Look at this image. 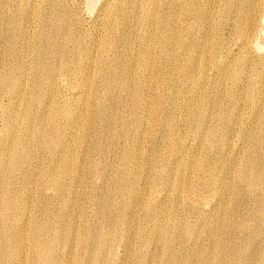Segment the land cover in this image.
Returning <instances> with one entry per match:
<instances>
[{"label": "rangeland", "instance_id": "obj_1", "mask_svg": "<svg viewBox=\"0 0 264 264\" xmlns=\"http://www.w3.org/2000/svg\"><path fill=\"white\" fill-rule=\"evenodd\" d=\"M62 1L64 2L65 5H67V7H69L68 8L69 10L72 9L71 10L72 14H74V15L76 14V17L78 18V23H79V25H78L79 32L83 33V31H84L85 34H89L86 37L87 38L86 42L89 41L90 39L93 40V38H94L93 41L95 42V44L92 45L94 48H92V46L90 47L92 52L90 50L91 53L89 52V57L85 59L86 62H85V60H83V62H82L83 65L86 67L91 66L90 67V71H91L90 75L91 76L87 75L84 78L83 76L79 75V73L77 72L78 70H75L73 72H74L75 78L77 80L78 87H76V86L69 87L68 76H66L65 74L59 73L55 77L56 78L55 82H56V86L58 89V90L56 89L57 91L55 92L56 97L55 98L53 97V93L50 91L48 85L47 86L40 85L39 87H37V92L34 93V94H37V93L38 94L35 96L33 95V97L30 96V97H32V99H29V100H31L30 101L31 105H30V103H27V104H25V108L24 107L22 108V110L24 109V111H26V113L29 115L28 118L21 115V113L17 117V124H16L15 128L17 127V125H19V126L15 129L14 139H12L16 142L15 144L18 143L20 145L21 143L19 141L22 139V137L23 138H25L27 136L33 137V135L31 133H29V130L30 129L35 130L37 127H41V121H42L41 129L45 130L47 128V130H48V131L45 130L44 140H46V142H47L53 138V135H52L53 129H54V131L55 130H58L59 132L61 131L60 132L61 138L60 137L59 138H60V140L64 141L65 143L68 142L67 143L68 144V150H67V152L66 151L63 152L64 154L60 153L59 157H57L56 162H54L53 159H55V155L52 153L44 152L43 145H41L43 148L42 147L40 148L39 145L37 146L36 141L38 139L34 137L33 138L34 140L33 139L30 140L32 142V144L34 146H36V147H34V151L32 152V156L30 157L31 159L29 160V161L32 160L30 162V164H31L30 166L32 169V172L30 170L31 175H32V179L29 181L30 183L26 182L27 185H25L26 183H24V181L22 180V178H24V176L21 177V173L17 170H13V172L11 171L9 173H6V175L9 177H7L4 174L0 175V216L2 217V218L0 217V219H1L0 220V244H2V242H3V239H2L3 236L6 235L7 238H13V237H15V234H16L15 240L16 239L21 240L19 242H22L21 243L22 251L26 252V253L23 252L22 254L20 253V257H21L20 259L21 260L23 259L22 260L23 264H30V263L31 264H44V263H42L41 260H37L38 257H36L34 255L32 249H33V245L36 244L37 241L39 242L40 240L42 241V239H43V241L45 242V240L47 238L46 237L47 234L45 232L46 227H48V226L51 227V225H52L54 238L58 237L56 239L60 240V242H58L59 247L56 246V248L54 247V249H52L54 252L52 250H49V254L52 256V259L55 261V264H73V263L74 264H87L88 261H89L88 264H90V263L91 264H105V262H106V264H161V263L166 264L165 262H167V264H170V263L171 264H264V144H263L264 143V134H263L264 133V123H263L264 122V114H263L264 113V103H263L264 102V100H263L264 99V0H261V2H260V0H258V1L255 0L256 5H258L259 2H260V4L258 6H256L257 8L255 7V12H253V14H252L253 21L251 23V25H252L251 26L252 27L251 33L254 36L249 37V38H251V40L249 38L248 39L246 38L247 40L244 39L245 34H247L249 32L248 23L244 20V18L243 19L238 18L239 20L236 19V21H235V19H233V17H230L229 14L227 13L228 8L226 7V3L221 5L218 2L219 0L218 1L216 0L217 2L215 0H209L210 3H209V1L207 2V5H205L206 8L204 6V11H203V14H201L202 15L201 18H202V20L207 18L206 20H204L205 21L204 23H205V25H207V28H206V26H203V28H202V30L205 33L202 30L201 31L197 30L198 32L195 30V33L197 32L198 34L197 33L194 34V31H193L195 29L194 24L197 22V19L194 18L195 17L194 15L192 16V14H194V13L187 15V16H189L190 20L188 19V21L186 22V25L188 24V26H187L188 28L193 27V28H191L192 30L190 28H189V30H191L194 35L190 31L191 32L190 34H186L184 37H182V39L184 38V43L186 44L187 47H189V45H191V42H190L191 35L194 36V38L198 37V35H199V37L202 38L201 41H204L205 47L202 44L203 42H201V45L204 48L203 50L204 51L208 50V51L204 52V55L206 54L205 55L206 58H204V57L203 58L206 60H205V62H202V59H200V57L199 58L196 57L198 55H196V53H193V51H192L193 49L187 48V51L189 52L191 50L190 52H191V54H193L192 59H191V61L193 63L191 61H189L192 64L187 63V65L189 64L191 66L189 67V65L188 66L185 65L183 68L184 70H182V72H180L177 69V64L179 62V59H177L176 61H174L171 64V67H172L171 68L170 64L166 63V61L168 62L166 51L164 53V50L162 51L161 47L159 46V43H156V41L158 42V40H159L156 38L159 36L158 34L160 32H162V27L165 24V19L159 18V16L161 17L167 9V7H166L167 4L165 5V3H166L165 0H160V1L159 0L158 1L157 0L156 1L150 0L149 1L150 3L148 2L147 9L149 8L148 10L151 11L150 13L153 14V18H155L154 24H151V25L148 23H145V22L144 23L141 22V20L144 16L143 14H145V13H143V11H140L138 13L137 12L134 13L130 9L128 10V13L130 14V15L128 14L129 17L131 18L133 15L134 17L139 18L140 24L138 23V25H141V26L133 25L134 28L131 27L130 30L132 31V33L134 35V38L132 41L130 38L125 39L124 36H123L124 38H122L121 35H119L120 37L118 36L120 39L118 38L119 40L118 39L116 40L117 44L113 45L114 47H116V49L113 47L112 53L116 54V52H117V54H116L118 56L117 59H119V58L120 59L114 61V63L113 62L110 63L109 61H107V57L109 56V54H111V50L110 51L107 50V53L109 52L107 54L106 50H103L100 47L101 43H102V38H103L102 37L103 29H100L101 28L100 20H97V16H98L97 13H98L99 8L101 7L103 0H76V1L75 0H62ZM164 1H165V3H164ZM245 1H247V0H244V3H246ZM91 3L93 4V7L91 6V9H90ZM162 3H164V4H162ZM88 4H89V7H88ZM149 4H154L153 10H152V6H150ZM216 5H217V7H216ZM218 5H221V6L218 7ZM156 6H157V8H156ZM210 7H211V9H210ZM150 8H151V10H150ZM207 9H209L208 11L210 13L207 11ZM153 11H156V12L153 13ZM159 11H160V13H159ZM206 11L208 13H206ZM243 12H245V9H243ZM210 15H212V17L213 16L214 17L212 18ZM140 18H141V20H140ZM242 21L246 22L247 24L244 25ZM191 23H193V24H191ZM190 25H192V26H190ZM216 25H218V26H216ZM232 26L234 27L233 30H232ZM235 26H236V28H235ZM140 27H142V28H140ZM155 27H156V29H155ZM135 28H137V29H135ZM144 28H145V30L147 29L149 31H145ZM241 28H242V30H241ZM133 29H135V30H133ZM235 29H236V31H235ZM253 29H254V31H253ZM86 30H87V32H86ZM93 31H94V33H93ZM157 31H158V33H157ZM141 32H142V34H141ZM147 32H148V35H147ZM199 32H201V33H199ZM206 32L208 33V35H206L207 34ZM209 32H210V34H209ZM211 32H213V33L211 34ZM227 33H229V34H227ZM238 33L241 34V36ZM141 35H142V37H141ZM202 35H203V37H202ZM147 36H149V37L147 38ZM230 36L233 37L234 39H232ZM138 37H140V38H138ZM212 38L214 40H212ZM229 38H231V39H229ZM256 38H257V40H256ZM133 41H135V42H133ZM136 41H137V44H136ZM139 41H140V43H138ZM230 41H231V43H230ZM241 41L242 42L245 41V43H246V44L241 45L242 47L240 46V44H242ZM122 42H124V43H122ZM131 44H133L134 46ZM215 44L218 46H216ZM122 45H123V47H122ZM137 45H140V46H138L139 48L137 47ZM146 45H147V47H146ZM227 46H228V48H227ZM147 48L149 51L147 50ZM155 48H156V50H155ZM212 48L215 50H213ZM216 48H218V49H216ZM137 49H138V53H137ZM158 49H160L159 50L160 52L158 51ZM140 50L143 52H141ZM101 51H103V52H101ZM119 51H120L121 55H120ZM139 51L141 52V54H139ZM99 52L105 53L104 55L103 54L100 55V56L103 55L102 59L99 56V54H100ZM147 52H150V53H148V55L146 57L148 60H146V59L144 60V57H145L144 55H146ZM142 53H144V55ZM159 53H162L164 55V57L166 55V57L164 58L163 55L159 54ZM214 53H216V54H214ZM153 54L156 56V58ZM176 54H177V52L175 53V56L177 57ZM209 54H210V56H208ZM226 54H227V56H226ZM130 56H131V58H130ZM212 56L214 57L213 61H212V58H213ZM104 57H105V59H104ZM90 58L97 60V61L94 62V60H90ZM97 58L98 59L100 58L99 61L101 63H99V64L97 63V62H99ZM162 58H164V59H162ZM197 58L200 60V62ZM126 59H127V61H126ZM239 59H240V61H239ZM25 60H26V62L24 63V73L27 76V74L30 72L29 69H31V67H32L30 65H32V64H31V62H29V58L26 57ZM194 60L196 61L195 64H194ZM208 60L210 61V63ZM235 60H237V61H235ZM151 61L152 62L154 61V62L151 63ZM88 62L89 63L91 62V63L89 64ZM162 62H164V63H162ZM198 62H199V64H198ZM227 62H229V63H227ZM103 63L106 64V66H104ZM144 63H145V65H144ZM100 64H102V65H100ZM116 64H119V65L116 66ZM156 64L157 65L161 64L162 66L161 65L157 66ZM125 65H128V66L126 67ZM201 65L202 66L204 65L206 67H204V66L202 67ZM226 65H227V67H226ZM243 65H244L245 69L243 68ZM25 66H27V67H25ZM100 66L104 67V68L101 69ZM135 66L137 68H135ZM140 66H142L143 68ZM146 66H148V67H146ZM151 66H152V69H151ZM156 66H157V68H156ZM1 67H2V64H1V58H0V68ZM108 67L110 69H111V67H113L114 69L111 71ZM123 67L125 69H123ZM130 67H132V69ZM160 67H162V68H160ZM167 67H169V68L166 69ZM234 67H235L234 70L236 73H234V71L232 69ZM116 68H117V70H115ZM129 68H130V70L128 71ZM138 68H139V71H138ZM204 68H206V69H204ZM214 68H215V70H213ZM238 68H240V69H238ZM108 69L110 70V72ZM144 69L145 70L147 69L146 70L147 73L144 71ZM172 69H174V70H172ZM195 69H196V71H195ZM199 69H200V71H199ZM209 69L210 70L212 69V70L209 71ZM123 70H124V73H123ZM148 70H150L151 73ZM156 70H159V71H156ZM203 70H205L206 72ZM229 70H231V72ZM242 70L244 72H242ZM113 71H114V73H111ZM119 71H120V73H119ZM133 71H134V73H133ZM153 71L156 72L157 74L154 73ZM183 71L185 72V74ZM193 71H195V72H193ZM237 71H238V73H237ZM248 71H250V72H248ZM104 72H105V74H104ZM187 72H190L191 74L187 73ZM228 72L230 74L232 73V75H230ZM115 73H116V77L114 76V80H116V82L113 80V84H112L110 90H108L107 84H106V79L108 80L109 74L115 75ZM142 73H144V75ZM163 73L166 74V76ZM200 73H201V75H200ZM243 73L245 76H243ZM98 74L101 76H104V77L102 78ZM149 74H150V76H149ZM151 74L156 75V76L154 77ZM186 74H190V76L186 75ZM225 74L226 75L228 74L227 75L228 78H226V79L224 78L226 76ZM248 74H249V76H247ZM106 75H107V78H106ZM159 75L161 77H164V78L159 77ZM229 75L231 76V78ZM237 75H238V77H237ZM92 76H94V77H92ZM95 76L97 77L96 79H94ZM138 76H140V78ZM167 76H169V77H167ZM199 76H200V78H198ZM234 76H236V77H234ZM254 76H255V78H253V80L250 82V80ZM157 77H158V79H157ZM92 78L95 81L91 80ZM120 78H123V79H120ZM144 78H145V82H143ZM192 78H193V81H192ZM220 78H224L223 81H221L222 79H220ZM229 78H230V80H229ZM137 79H139V80H137ZM203 79H204V82H203ZM83 80L85 82L87 80L89 85L86 84L87 82L82 83ZM126 80H127V82H126ZM141 80H143L142 83H141ZM157 80L159 81V84H158ZM169 80H170V82H169ZM100 81H101V83H99ZM137 81L138 82L140 81V84ZM190 81H191V83H190ZM28 82H30V81H28ZM78 82L81 83L80 86H79ZM114 82H115V84H114ZM200 82L204 86H202ZM205 82H207V83H205ZM233 82H234V84H233ZM145 83H146V85L147 84L148 85L146 86ZM160 83H161V86H160ZM183 83H185V85ZM95 84H96V86H95ZM196 84H197V86H196ZM253 84H255V85H253ZM35 85L36 84H33L32 82L28 83L26 85L27 89L24 93H27V90H28V92H30L29 91L30 89L32 92L33 87ZM141 85H142V87H141ZM190 85H193V86L190 87ZM248 85H250V87L251 86H253V87H251V89H249L250 87ZM30 86L31 87L33 86V87L31 88ZM100 86H102V87H100ZM138 86L141 87L142 89L139 88ZM59 87H60V89H59ZM89 87H91V88H89ZM98 87H99V89H98ZM120 87H121V89H120ZM123 87L124 88L126 87L125 91H127L128 89L130 91L125 92ZM157 87L158 88L160 87V89H158ZM230 87L232 89H230ZM81 88H82V91H81ZM113 88L115 89L114 92H113ZM38 89H39V91H38ZM95 89H97V90H95ZM248 89H249V91L250 90H253V91L249 92ZM92 90H94V91L92 92ZM119 90H121V92ZM198 90H201L200 91L201 93L199 92V94H198ZM202 90H204V91L206 90L205 94L203 93L204 91H202ZM230 90H232V91H230ZM105 92H106V94H105ZM228 92H230V93L228 94ZM65 93H66V95H64ZM131 93H133V94H131ZM135 93H136V95H135ZM80 94H81V96H80ZM117 94H119V95H117ZM194 94H196V95H194ZM200 94H203V96ZM227 94L230 96H228ZM38 95H39V97H38ZM86 95H87V97H86ZM88 95H90V96H88ZM91 95H92V97H91ZM112 96H114V97H112ZM152 96L153 97L155 96V97L153 98ZM205 96H206V99H205ZM262 96H263V98H262ZM75 97H76V99H75ZM123 97H125V98H123ZM127 97H129V98H127ZM208 97H209L210 101H208ZM26 98L27 97L25 96L24 99H26ZM62 98H63V100H62ZM92 98L94 100H91ZM197 98H199L198 100H200L202 105L204 104V106L201 105L200 101H198V100L196 101ZM106 99L108 100V102L104 101ZM204 99H205V102H207V103L202 102V100L204 101ZM229 99H231V100H229ZM36 100H37V102H36ZM76 100L79 103L78 102L76 103ZM86 100L88 101V103L85 102ZM89 100H91V101H89ZM154 100H155V102H154ZM215 100H216V102H215ZM218 100L221 103H219ZM44 101H46V103ZM72 101L75 102L76 104L72 103ZM92 101H93V103H90ZM136 101L138 103H135ZM61 102L62 103L64 102V103L62 104ZM162 102H164V104ZM195 102L198 103L199 105H201L203 107L204 111L207 112V113H205V118H203V120L202 119L199 120L200 118H197L196 113H192V111L194 110L193 106L196 104ZM2 103L3 104L7 103L6 97H2ZM69 103L73 104V105L70 104V105H72L73 109L75 106L80 107V108H78V110H77V107H75L74 111L71 108L72 109L71 112H72V115L74 116V119H73V123L70 122V124L67 125L66 120L62 116L63 113H61V110L65 107L66 104H69ZM97 103L99 104L98 107L96 106ZM144 103H145V105H143ZM191 103H192V105H190ZM214 103H215V105L212 107V104H214ZM93 104H95V105L93 106ZM124 104L127 105V107ZM134 104H136V105L134 106ZM138 104H140V106ZM181 104H182V107H181ZM62 105H64V106H62ZM103 105H104V107H103ZM157 105L158 106L160 105L159 107L161 110L159 109V107H156ZM161 105L164 107L162 108ZM219 105H220V107H219ZM55 106L56 107L58 106L60 108H58V107L56 108ZM217 106L219 108H217ZM88 107H89V109H88ZM136 107H138V108L136 109ZM234 107L236 110L234 109ZM49 108L51 110H49ZM57 109L60 110V112ZM140 109L141 110L144 109V110H142L143 112ZM87 110H88V112H87ZM29 111L31 112V114ZM82 111H84V112H82ZM52 112H53V114H52ZM140 112H142V113H140ZM40 113L41 114L43 113L44 116L41 115ZM120 113H122V117H121ZM189 113L190 114L192 113L194 116L190 115ZM79 114H81V115H79ZM161 114H163V115H161ZM169 114L171 116H169ZM45 115H46V117L48 115L49 116L46 118ZM56 115L58 116L59 119L57 118ZM82 115L84 116V118ZM218 115H220V116H218ZM260 115L262 117H260ZM52 116L56 117V118L54 117V120H53L54 122L49 121L51 118H53ZM59 116H62V117H59ZM138 116H140V117H138ZM172 116H173V118H172ZM30 117H32V118H30ZM153 117H154V120H153ZM105 118H107V120ZM109 118H111V119H109ZM113 118L115 120H113ZM142 118H143V120H142ZM151 118H152V120H151ZM164 118L166 120L168 118L169 119H168V121L165 122ZM261 118H263L262 121L261 122L258 121ZM20 119H22V120H20ZM42 119L44 121L45 120L46 121L44 122ZM56 119L59 120V122ZM78 119H80V120H78ZM155 119H157V120H155ZM63 120H65V121L63 122ZM83 120H85V121H83ZM127 120H129V121H127ZM26 121H27V123H26ZM81 121L83 122V124L81 123ZM86 121L91 122V123H87ZM173 121L175 124L173 123ZM179 121H181V123ZM202 121H203V123H202ZM39 122H40V124H39ZM150 122H152V123H150ZM164 122H165V124H164ZM195 122H196V124H195ZM44 123H46V124H44ZM80 123H81V125H80ZM188 123H189V125H188ZM37 124H39V125L37 126ZM152 124H155L156 126L152 125ZM28 125L31 126V128ZM43 125L44 126L46 125L47 127L46 126L44 127ZM48 125H50V127ZM59 125H60V127H59ZM86 125H88V126H86ZM134 125L140 131H138L137 128L134 127ZM193 125L197 129V131H195L196 129L194 127H192ZM56 126H57V128H56ZM124 126H125V128H124ZM173 126H175V127H173ZM1 127L2 126H1V122H0V137H1L0 138V143H1L0 150H2V151L8 150L7 152H9V150H10L9 154L11 155L14 152V150H13V148L10 147L11 144H9V142L5 140V137L1 131V129H2ZM27 127H29L30 129H28ZM69 127H70V129H68ZM79 127H81L80 128L81 131L78 129ZM82 127H84V128H82ZM103 127H104V129H103ZM121 127H123V128H121ZM158 127L160 130V133H159V130L158 131L156 130V129H158ZM202 127H204L205 129ZM19 128H20V130H19ZM75 129H78L79 131L75 130ZM94 129H96L97 131ZM98 129H99V131H98ZM101 129H102V132H101ZM121 129L122 130L125 129V130L122 131ZM17 130H19L18 131L19 133L17 132ZM69 130L73 131V134ZM170 130H171V132H170ZM210 130H212L211 134H209ZM251 130L255 132V134H254V132L251 134L253 136L250 135V133L252 132ZM25 131H27V132H25ZM112 131L114 132V134L111 133ZM162 131H165L164 133L166 135H164V133ZM173 131L176 134V136H178V137H175V134L173 133ZM105 132L109 133V134H106ZM167 132H168V135H167ZM20 133H22V134H20ZM125 133L127 134V136L125 135ZM138 133H140V134H138ZM170 133H172L174 135H171ZM177 133H179V134H177ZM203 133L205 135H203ZM29 134H31V136ZM62 134H63V137H62ZM69 134H70L71 138H70V136L68 137ZM120 134H122V135H120ZM159 134L162 137L159 136ZM190 134H192V135L190 136ZM247 134H248V136H247ZM138 135H139V137H138ZM170 135H171V138H170ZM194 135H195V137H194ZM66 136H67V138H66ZM104 136H106V137H104ZM121 136H123V137H121ZM172 136H173V138L174 137L175 138L173 139ZM102 137H103V139H102ZM78 138H82L81 139L82 141ZM115 138H117V139H115ZM163 138L165 139L164 142L167 141L166 143L168 145L163 142V140H164ZM251 138L253 140V143H252ZM262 138H263V140H262ZM16 139H18V140H16ZM75 139H78V140H76L78 142L73 141ZM167 139H169V141ZM171 139L173 141L174 140L175 141L173 142V141H171ZM246 139H247V141H246ZM258 139H259L258 142H254L255 140L257 141ZM95 140H96V142H95ZM106 140L108 141L107 143H106ZM99 141H100V144L97 143ZM170 141L173 142L174 144L173 143L171 144ZM217 142L219 145L217 144ZM4 143H6L7 145ZM60 143H63V142H60ZM246 143L248 145H246ZM250 143H252V144H250ZM261 143H262V145L260 146ZM76 144H77V146H76ZM163 144H164V146H163ZM244 145H245V147H244ZM121 146H122V148H121ZM175 146H176V148H174ZM3 147L4 148L6 147V148L4 149ZM128 147L130 149H127ZM165 147H166V149H164ZM249 147H250V151H248ZM262 147H263V149H262ZM161 148H163L164 151ZM260 148L262 149V151L260 150ZM173 149H176L175 153H174ZM123 150H125V151H123ZM177 150L180 152H178ZM243 150H244V152H243ZM119 151H121V152H119ZM160 151H162V152L160 153ZM246 151L249 153H247ZM41 152H42V154H41ZM74 152H78V153H74ZM130 152H132V153L130 154ZM164 152L165 153L167 152V153L165 154ZM250 152H252V153H250ZM44 153H46V154H44ZM179 153H180V155H179ZM245 153H247V154H245ZM118 154H119V156L121 154V156L119 157ZM124 154L126 155V157H124L125 156ZM173 154L174 155L176 154L177 157L174 156ZM78 155L79 156L81 155V156L79 157ZM196 155H197V157H195ZM244 156L245 157L249 156V157L247 159ZM133 157H136V158L134 159ZM67 158H68V160H65ZM118 158L120 159V161L118 160ZM61 159H63V163L64 164L66 163L65 165L67 167L63 164H62V166H64L66 169H68V173H67L68 176L66 174V180L62 179V180H65V181H62V182H64V184H62V185L65 187V191H66L65 197L57 196V182L54 183V187L52 186L54 180H53V177L51 175V170H52V168H54V169H55V167L57 168V165L62 162ZM74 159L78 161V162L75 161L76 162L75 164H74ZM82 159H84L86 161H83ZM96 159H97V161H96ZM198 159L201 161H199ZM4 160L6 162H8L7 160H9V159L7 158V160H6V157H4ZM71 160H73V162ZM94 160L96 163L94 162ZM91 161H92V163H91ZM99 161H100V163H99ZM39 162H41L42 167H41ZM42 162L45 164L43 165ZM130 162H132V165H128V164H131ZM240 162H241V164H240ZM248 162H250V163H248ZM8 163H10V160ZM102 163H103V165L104 164L105 165L103 166ZM124 163H126V165ZM194 163H197V164H194ZM211 163H212V165L213 164L214 165L212 166ZM246 163H248V164H246ZM193 164L195 165V167ZM245 164H246V167L244 166ZM249 164H250V167H249ZM251 164L254 167L251 166ZM78 165L80 167H78ZM88 165L89 166L91 165L90 167L92 169L89 168ZM238 165H239V167H238ZM72 166H74V168H76L77 170L74 169ZM84 166H86L87 168ZM105 166H107V167H105ZM197 166H199V168H197ZM45 167L47 168V170ZM97 167H98V169H96ZM88 168H89V170H88ZM118 168H120V169H118ZM126 168H128L129 170ZM239 168L240 169L243 168L244 171H242L243 169H241V171H239L240 170ZM117 169H118V171H117ZM245 169H246V171H245ZM44 170H46V171H44ZM81 170L83 171L84 174L81 173L82 172ZM200 170H202V171H200ZM209 170H212V171H209ZM98 171L101 172L102 174L99 173ZM128 171H130L132 175H129L130 172L128 173ZM163 171H165V172H163ZM191 171H192V173H191ZM198 172H200V174H198ZM203 172L205 175L203 174ZM241 172L243 174H241ZM249 172H251V173H249ZM114 173L116 175L118 174L117 177ZM244 173L247 174L248 176L245 175ZM48 174L51 176H49ZM77 174H79V175H77ZM81 174H83L82 175L83 177L81 176ZM202 174H203V176H202ZM209 174H211V175L209 176ZM41 175H42V177H41ZM71 175L73 176V178ZM112 176H114V177H112ZM121 176H122V178H121ZM195 176H197V178H195ZM201 176H202V178H201ZM207 176H209V177L207 178ZM240 176H241V178H240ZM245 176H246V178H245ZM63 177L65 178V176H63ZM4 178H6V180H4ZM192 178H194L196 180H194ZM199 178L201 180H198ZM238 178H240L242 180H240ZM72 179L75 182L71 181ZM78 179H80V180H78ZM83 179H84V181H83ZM128 179L131 180L130 182H132V181L133 182L130 183ZM167 179H169V182ZM188 179H191V180L188 181ZM52 180H53V182H52ZM69 180L72 183L71 182L69 183ZM165 180H166V182H165ZM180 180H181V182H178ZM202 180H203V182H202ZM207 180H209V181H207ZM40 181H41V183H40ZM194 181H196L197 184H196V182L194 183ZM4 182H6V183H4ZM22 182L24 183L23 185L21 184ZM50 182H52V183L50 184ZM118 182H119V184H118ZM187 182L190 184H188ZM9 183H10V186H9ZM166 183H167V185H166ZM179 183H180V185H178ZM204 183H206L208 186L204 185ZM253 183H254V185L257 184L256 187H254ZM117 184H118V186H117ZM115 185L117 188L115 187ZM202 185H204L205 188ZM210 185H212V186L210 187ZM250 185H252V186H250ZM6 186L8 189L6 188ZM131 186H133V187H131ZM190 186L192 188H189ZM2 187H4L5 189H3ZM176 187H177V191H175ZM20 188H21V190H20ZM22 188H23V191H22ZM185 189H186V191L187 190L188 191L185 192L184 191ZM2 190H4V191L2 192ZM15 191H18L19 193L15 192ZM131 191L134 193V195H132ZM261 191H262V193H261ZM2 193H4V194H2ZM67 193H68V196H67ZM17 194H21V195H17ZM189 194H190V196H189ZM127 195H128V197H127ZM202 195H204V196H202ZM113 196L115 197V199ZM117 196H119V197H117ZM14 197H15V199H14ZM56 197H58V198L56 199ZM153 197H155L156 199ZM65 198H66V200L71 199V202H72V205L70 207L66 206L67 208H69V210H66L68 215L62 212V208H63V202L62 201H64ZM4 199H6V200H4ZM8 199L11 201L14 200L13 201L14 207L12 208L13 213L9 212V214L6 215V217L7 216L10 217L9 220H8V217L5 220L2 216L1 205L3 202H6ZM23 199H25V200H23ZM74 199H75V201H74ZM101 199L103 201H101ZM112 199H114V200H112ZM118 200H120V201H118ZM126 200L128 201V203L130 205L127 203ZM159 200H160L161 204L160 203L158 204ZM112 201H114L116 203H114V202L112 203ZM149 201H150V203H149ZM27 202H28V205H27ZM144 202H145V204H144ZM153 202H155V204ZM52 203H53V205H52ZM46 205L48 207H50L49 208L50 212L48 213L47 216H45V214H47L46 209H45ZM20 206L25 209V214L22 216L21 215L20 216L19 215L12 216L14 213L16 214V211L19 210ZM24 206H26V207H24ZM39 206H41V207H39ZM111 206H113V207H111ZM15 209H16V211H13ZM116 210L118 212H116ZM126 211H128V212H126ZM151 213H154V214L152 215ZM36 214L38 215V217ZM124 215H126V217ZM170 216H172V217H170ZM125 218H127V219H125ZM22 219H23V222H22ZM44 219L47 221H45ZM20 221L22 223H19ZM40 221L41 222L43 221L45 225L43 226V222L41 223ZM49 221H52V222H49ZM162 221H163V223H162ZM29 222H30V224H29ZM48 222H49V224L54 223V225H56V226H54L53 224L49 225ZM66 222H67V226H66ZM158 222H160L162 225L163 224L166 225V223H167L168 226H166V228H165L164 227L165 225H163V227H162V225ZM3 224H5V225H3ZM36 225H37V227H39V229L36 227ZM92 225L94 227H99L104 232L109 233L110 243L108 241L107 242L108 244L106 243L105 245H102V246L101 245L96 246L95 245L96 240L85 234V231L87 232L86 228H92L93 227ZM6 226H7V228H6ZM172 226H174V227H172ZM2 227H3V230H2ZM63 227H64V229H63ZM187 227H189V229ZM21 228H23V230ZM150 228H152V229H150ZM168 228L174 229L173 232H171V235L172 234H174V235H172V237H171L172 243L170 242L171 243L170 245L169 244L166 245L162 242L163 241L162 239L164 238V236H166L168 234V232L166 234H164L165 233L164 231L166 229L169 231ZM7 229H9V230H7ZM16 229H17V231H19V229L22 231L15 233ZM27 229L29 231H26ZM60 229H62L61 230L62 232L60 231ZM65 229L67 231H64ZM112 230L115 232V234L113 233ZM189 230H191V231H189ZM78 231H81V232H78ZM109 231H111V232H109ZM237 231H239V232H237ZM44 232L46 235L44 234ZM54 232H56V233H54ZM72 232H74V234ZM40 233H42V235ZM76 233H78V234H76ZM20 234H22L23 236H21ZM66 234H68L70 238H68L67 237L68 235H66ZM146 234H148L149 236H147ZM152 234L154 235L153 238H152ZM17 235H19L20 237L19 236L17 237ZM27 235L29 236V238H27L28 237ZM70 235H72V236H70ZM156 235H157V237H155ZM125 236H126V238H125ZM236 236H238V237H236ZM62 237H64V240ZM76 237L78 240H75ZM39 238H40V240H39ZM71 238H73L72 241H71ZM216 238L219 241L216 240ZM22 239H24V240H22ZM61 239L63 242H61ZM126 239H128L127 240L128 242L126 241ZM151 239H153V242L152 241L148 242ZM32 241L36 242V243H33ZM76 241H77V243H74ZM90 241H91V243H90ZM217 242H218V244L220 243L218 246L216 244ZM60 244H62V245H60ZM69 244L71 245V247H69L70 246ZM152 244H154V245H152ZM220 245L222 247H220ZM234 245H235V247H234ZM101 247H103V248H101ZM215 247L217 248L218 252H222V253H218L216 251ZM7 250L8 249H6L5 252L2 251L0 253L3 256L5 255L6 257L5 256L4 257L6 260L4 259L3 256H2V258L5 261L9 262L12 258H10L11 254H8L9 251L7 252ZM221 250H223V251H221ZM10 251H11V249H10ZM50 251H51V253H50ZM72 253H73V255H72ZM165 253L167 254L168 257L166 256ZM220 254H222V255H220ZM56 255H58V256L56 257ZM170 255L173 259L170 257ZM161 256H163V257H161ZM80 257H82V258H80ZM97 257H98V259H97ZM165 257H166V259H164ZM89 258H90V260H89ZM163 259L165 261H163ZM77 260H79V262ZM60 262H62V263H60Z\"/></svg>", "mask_w": 264, "mask_h": 264}, {"label": "bare ground", "instance_id": "obj_2", "mask_svg": "<svg viewBox=\"0 0 264 264\" xmlns=\"http://www.w3.org/2000/svg\"><path fill=\"white\" fill-rule=\"evenodd\" d=\"M76 1V0H75ZM150 0H103L102 1V4H101V7L99 8V10H98V13H97V20H100V26H101V28L100 29H103V33H102V43H101V48L103 49V50H106V53H107V50H111V54H109V56L107 57V61H109L110 63L111 62H113L114 63V61H116V60H119V59H117V52H116V54H113L112 53V48L114 47L113 45L114 44H117L116 43V40L120 37L119 35H121L122 36V38H124L125 37V39L126 38H130L131 39V41L133 40V38H134V35H133V33H132V31L130 30L131 29V27H133V25H138V23L140 22L139 21V18H136V17H134L133 15H132V17L130 18L129 17V13H128V10L130 9L131 11H133L134 13L135 12H140V11H143V13H145V14H143L142 12V14L144 15L143 16V18H142V20H141V18H140V20H141V22H145V23H148V24H154V19L155 18H153V14H151L150 12L151 11H149L148 9H147V6H148V2H149ZM156 1V0H155ZM158 1V0H157ZM160 1V0H159ZM165 1H166V3H165ZM164 1V3H165V5L167 4V9H166V11H165V13L160 17L159 16V18H164L165 19V24L163 25L161 22V24L163 25V27H162V32H160L158 35V37L156 38V39H159L158 40V42L156 41V43H159V46L161 47V49H162V51L164 50V53H165V51H166V55H167V58H168V62L166 61V63L167 64H170V67H171V64L174 62V61H176L177 59H179V62H178V64H177V69L180 71V72H182V70H184L183 68H184V66L185 65H187V63H191L192 61H191V59H192V55L193 54H191V50L188 52L187 51V48H190V49H193L192 51H193V53H196V55H198V56H196V57H200V59H202V62H205V60L206 59H204V58H206L205 57V55H204V52H207V51H204L203 49V46H204V41H201V39L202 38H200L199 37V35H198V37H195L194 38V36H192L191 35V38H190V42H191V45H189V47H187L186 46V44L184 43V38L182 39V37H184L186 34H190L192 31V29L191 28H193V27H189L191 30H189V28L187 27L188 26V24L186 25V22L188 21V19L190 20V18H189V16H187V15H190V14H192V13H194V14H192V16L194 15L195 17L194 18H196L197 19V22L194 24V27H195V29L193 30L194 31V34H196L198 31H201L202 30V28H203V26H206V28H207V25H205V21L204 20H206V19H204V20H202V15L201 14H203V11H204V6L205 5H207V2L209 1V0H165ZM216 1V0H215ZM218 1V0H217ZM216 1V2H217ZM258 1V0H257ZM89 2V1H88ZM152 2V1H151ZM214 2V1H213ZM219 2V4H224V3H226V7L228 8V11H227V13L229 14V16L230 17H233V19H235V21H236V19H238V18H244V20L248 23V27H249V32L247 33V34H245V38L244 39H248L250 36H254V35H252V33H251V30H252V25H251V23H252V21H253V19H252V14H253V12H255V7L256 6H258L259 4H260V2H261V0H260V2L258 3V5H256V2H255V0H247V1H245L246 3H244V0H219L218 1ZM72 3V2H71ZM150 3V2H149ZM154 3V2H153ZM156 3V2H155ZM164 3H162V4H164ZM209 3H210V1H209ZM92 4V3H91ZM90 4V9H91V6L93 7V4L91 5ZM97 4V3H96ZM95 5V4H94ZM150 6H152V10H153V5L154 4H149ZM221 5H218V7L219 6H221ZM211 6V5H210ZM88 7H89V4H88ZM155 7V6H154ZM212 7V6H211ZM211 7H210V9H211ZM216 7H217V5H216ZM69 7H67V5H65L64 4V2L62 1V0H0V58H1V64H2V67L0 68V122H1V131H2V133H3V135H4V137H5V140L6 141H8L9 142V144H11V148H13V150H14V152L10 155L9 154V152H10V150H9V152H7V151H2V150H0V175H2V174H4V175H6V173H9V172H13V170H17V171H19L20 173H21V177H23L24 176V178H22V180L24 181V183H26V182H29L31 179H32V175H31V172H32V169H31V164H30V162L32 161H29L31 158V156H32V152L34 151V147H36V146H34L33 144H32V142L30 141V140H32L34 137L35 138H37L38 140L36 141V145L38 146L39 145V147L41 148L42 146L41 145H43V147H44V152H46V153H52V154H54L55 155V159H53L54 160V162H56V160H57V157H59V154L60 153H63V152H67V150H68V142L67 143H65L64 141H62V140H60V138H61V131L59 132L58 130H55L54 131V129H53V138L50 140V141H47L46 142V140H44V134H45V130H47V128L44 130H42L41 129V127H42V121H41V127H37L39 124H40V122H39V124H37V128L35 129V130H32V129H30L31 128V126H29V127H27L28 129H30L29 130V133H31L32 135H33V137H28L27 135V137H25V138H23L22 137V139L19 141L21 144L19 145L18 143L17 144H15L16 142L14 141V140H12V139H14V132H15V129L19 126V125H17V127L15 128V126H16V124H17V117L19 116V114L21 113V115H23L24 117H26V118H28V114L26 113V111H24V109L22 110V108L24 107L25 108V104H27V103H30V101L31 100H29V99H32V97H33V95L35 96V95H37V94H34L35 92H37V87H39L40 85H45V86H47L48 85V87H49V89H50V91L53 93V97L55 98L56 97V91L58 90L57 89V86H56V82H55V77L59 74V73H61V74H65L66 76H68V78H69V87H74V86H76V87H78V84H77V80H76V78H75V75H74V72L73 71H75V70H78L77 72L79 73V75H81V76H83L84 78H85V76H87V75H90L91 74V71H90V67L91 66H88V67H86V66H84L83 65V60H85L86 58H88L89 57V52H90V47L92 46V45H94L95 44V42L93 41L94 40V38H93V40L92 39H90L89 41H87L86 42V40H87V36L89 35V34H85L84 33V31H83V33L85 34H83V33H80L79 32V30H78V25H79V23H78V18L76 17V14L74 15V14H72L71 13V10H69L68 9ZM156 8H157V6H156ZM159 8V7H158ZM205 8H206V6H205ZM222 8V7H221ZM220 8V9H221ZM257 8V7H256ZM163 9V8H162ZM243 9H245V12H243ZM150 10H151V8H150ZM209 9H207V11H208ZM82 11V10H81ZM147 11V12H146ZM158 11V10H157ZM163 11V10H162ZM206 11V13H208ZM214 11V10H213ZM212 11V12H213ZM156 11H153V13H155ZM77 13V12H76ZM87 13V12H86ZM131 13V12H130ZM159 13H160V11H159ZM162 13V12H161ZM210 13V12H209ZM215 13V12H214ZM213 13V14H214ZM129 14V15H128ZM158 14V13H157ZM156 14V15H157ZM212 14V13H211ZM136 15V14H135ZM201 15V16H200ZM75 16V17H74ZM204 16V15H203ZM211 17H212V15H210ZM200 17V18H199ZM206 17V16H205ZM204 17V18H205ZM214 17V16H213ZM212 17V18H213ZM77 18V19H76ZM210 18V17H209ZM208 18V19H209ZM224 18V17H223ZM96 20V21H97ZM213 20V19H212ZM211 20V21H212ZM239 20V19H238ZM237 20V21H238ZM157 21V20H156ZM194 21V20H193ZM209 21V20H208ZM210 21V22H211ZM80 22V21H79ZM226 22V21H225ZM234 22V21H233ZM243 22V21H242ZM241 22V23H242ZM246 22H243V24L245 25V24H247ZM157 23V22H156ZM223 23V22H222ZM221 23V24H222ZM240 23V24H241ZM81 24V23H80ZM140 24V23H139ZM159 24V23H158ZM191 24H193V23H191ZM209 24V23H208ZM213 24V23H212ZM237 24V23H236ZM157 25V24H156ZM81 26V25H80ZM94 26V25H93ZM92 26V27H93ZM138 26H141V25H138ZM144 26V25H143ZM142 26V27H143ZM149 26V25H148ZM190 26H192V25H190ZM216 26H218V25H216ZM137 27V26H136ZM142 27H140V28H142ZM147 27V26H146ZM150 27V26H149ZM148 27V28H149ZM225 27V26H224ZM238 27V26H237ZM240 27V26H239ZM242 27V26H241ZM95 28V27H94ZM134 28V27H133ZM138 28V27H137ZM137 28H135V29H137ZM233 26H232V30H233ZM235 28H236V26H235ZM243 28V27H242ZM242 28H241V30H242ZM88 29V28H87ZM135 29H133V30H135ZM155 29H156V27H155ZM158 29V28H157ZM224 29V28H223ZM83 30V29H82ZM94 30V29H93ZM96 30V29H95ZM143 30V29H142ZM144 30H145V28H144ZM159 30V29H158ZM195 30L197 31L196 33H195ZM205 30V29H204ZM239 30V29H238ZM145 31H149V30H145ZM191 31V32H190ZM203 31V30H202ZM209 31V30H208ZM228 31V30H227ZM235 31H236V29H235ZM253 31H254V29H253ZM86 32H87V30H86ZM90 32V31H89ZM134 32V31H133ZM136 32V31H135ZM204 32V31H203ZM240 32V31H239ZM93 33H94V31H93ZM156 33V32H155ZM157 33H158V31H157ZM156 33V34H157ZM199 33H201V32H199ZM205 33V32H204ZM207 33V32H206ZM213 32H211V34H212ZM230 33V32H229ZM229 33H227V34H229ZM141 34H142V32H141ZM192 34H193V32H192ZM193 34V35H194ZM198 34V33H197ZM203 34V33H202ZM209 34H210V32H209ZM234 34V33H233ZM239 34V33H238ZM237 34V35H238ZM91 35V34H90ZM147 35H148V32H147ZM206 35H208V33L206 34ZM216 35V34H215ZM225 35V34H224ZM231 35V34H230ZM240 36H241V34H239ZM119 36V37H118ZM124 36V37H123ZM136 36V35H135ZM145 36V35H144ZM211 36V35H210ZM209 36V37H210ZM233 36V35H232ZM239 36V37H240ZM90 37V36H89ZM92 37V36H91ZM101 37V36H100ZM99 37V38H100ZM141 37H142V35H141ZM149 36H147V38H148ZM154 37V36H153ZM152 37V38H153ZM189 37V36H188ZM202 37H203V35H202ZM231 37V36H230ZM138 38H140V37H138ZM208 38V37H207ZM232 39H234L233 37H231ZM231 38H229V39H231ZM241 38V37H240ZM243 38V37H242ZM120 39V38H119ZM118 39V40H119ZM155 39V38H154ZM189 39V38H188ZM209 39V38H208ZM239 39V38H238ZM243 39V40H244ZM246 39V40H247ZM250 40H251V38H249ZM150 40V39H149ZM204 40V39H203ZM206 40V39H205ZM212 40H214L213 38H212ZM221 40V39H220ZM226 40V39H225ZM249 40V41H250ZM256 40H257V38H256ZM99 41V40H98ZM145 41V40H144ZM148 41V40H147ZM187 41V40H186ZM228 41V40H227ZM101 42V41H100ZM121 42V41H120ZM133 42H135V41H133ZM132 42V43H133ZM201 42H203L202 44H203V46L201 45ZM212 42V41H211ZM240 42V41H239ZM242 42V41H241ZM122 43H124V42H122ZM129 43V42H128ZM138 43H140V41L138 42ZM143 43V42H142ZM145 43V42H144ZM189 43V42H188ZM206 43V42H205ZM210 43V42H209ZM214 43V42H213ZM230 43H231V41H230ZM100 44V43H99ZM127 44V43H126ZM136 44H137V41H136ZM151 44V43H150ZM190 44V43H189ZM207 44V43H206ZM227 44V43H226ZM243 44H246L245 43V41H243L242 42V44H240V46L241 45H243ZM255 44V43H254ZM131 45H133V44H131ZM130 45V46H131ZM144 45V44H143ZM188 45V44H187ZM216 45V44H215ZM121 46V45H120ZM125 46V45H124ZM134 46V45H133ZM138 46H140V45H137V47ZM210 46V45H209ZM212 46V45H211ZM216 46H218V45H216ZM229 46V45H228ZM228 46H227V48H228ZM245 46V45H244ZM99 47V48H100ZM122 47H123V45H122ZM145 47V46H144ZM146 47H147V45H146ZM157 47V46H156ZM205 47V46H204ZM226 47V46H225ZM230 47V46H229ZM242 47V46H241ZM251 47V46H250ZM92 48H94L93 46H92ZM97 48V47H96ZM100 48V49H101ZM115 49H116V47H114ZM139 48V47H138ZM149 48V47H148ZM148 48H147V50H148ZM158 48V47H157ZM208 48V47H207ZM224 48V47H223ZM247 48V47H246ZM213 49V48H212ZM216 49H218V48H216ZM242 49V48H241ZM94 50V49H93ZM118 50V49H117ZM143 50V49H142ZM146 50V49H145ZM155 50H156V48H155ZM160 49H158V51H159ZM213 50H215V49H213ZM222 50V49H221ZM100 51V50H99ZM141 51V50H140ZM139 51V54H141V52H143V51H141L140 52ZM149 51V50H148ZM91 52H92V50H91ZM90 52V53H91ZM97 52V51H96ZM101 52H103V51H101ZM160 52V51H159ZM177 52V57L175 56V53ZM222 52V51H221ZM228 52V51H227ZM100 53V52H99ZM109 53V52H108ZM107 53V54H108ZM115 53V52H114ZM119 53H120V51H119ZM137 53H138V49H137ZM136 53V54H137ZM148 53H150V52H147V54L146 55H144V53H142L143 55V57H144V60L146 59V60H148L146 57H147V55H148ZM155 53V52H154ZM157 53V52H156ZM163 53V52H162ZM162 53H159V54H162ZM220 53V52H219ZM226 53V52H225ZM101 54H105V53H100L99 54V56L101 55ZM208 54V53H207ZM214 54H216V53H214ZM232 54V53H231ZM251 54V53H250ZM92 55V54H91ZM90 55V56H91ZM103 55L102 56H100L101 57V59H102V57H103ZM120 55H121V53H120ZM119 55V56H120ZM154 55V54H153ZM163 55V54H162ZM166 55H165V57H166ZM195 55V54H194ZM243 55V54H242ZM241 55V56H242ZM97 56V55H96ZM138 56V55H137ZM150 56V55H149ZM148 56V57H149ZM155 56V55H154ZM161 56V55H160ZM208 56H210V54L208 55ZM226 56H227V54H226ZM29 58V62H31V64L32 65H30V66H32L31 67V69H29L30 70V72L27 74V76L25 75V73H24V63L26 62V60H25V58ZM124 57V56H123ZM128 57V56H127ZM152 57V56H151ZM162 57V56H161ZM163 57H164V55H163ZM164 57V58H165ZM204 57V58H203ZM213 57V56H212ZM231 57V56H230ZM234 57V56H233ZM245 57V56H244ZM130 58H131V56H130ZM129 58V59H130ZM155 58H156V56H155ZM159 58V57H158ZM164 58H162V59H164ZM194 58V57H193ZM197 58V59H198ZM209 58V57H208ZM96 59V58H95ZM98 59V58H97ZM104 59H105V57H104ZM125 59V58H124ZM142 59V58H141ZM140 59V60H141ZM161 59V58H160ZM159 59V60H160ZM196 59V58H195ZM213 59H214V57L212 58V61H213ZM217 59V58H216ZM90 60H94V59H91L90 58ZM100 60V58L98 59V61ZM132 60V59H131ZM151 60V59H150ZM153 60V59H152ZM167 60V59H166ZM199 60V59H198ZM243 60V59H242ZM255 60V59H254ZM89 61V60H88ZM95 61H97V60H94V62ZM125 61V60H124ZM126 61H127V59H126ZM137 61V60H136ZM161 61V60H160ZM164 61V60H163ZM189 61H191V62H189ZM209 61V60H208ZM207 61V62H208ZM231 61V60H230ZM235 61H237V60H235ZM239 61H240V59H239ZM85 62H86V60H85ZM92 62V61H91ZM90 62V63H91ZM105 62V61H104ZM120 62V61H119ZM144 62V61H143ZM154 62V61H153ZM152 61H151V63H153ZM195 60H194V64H195ZM199 62H200V60H199ZM199 62H198V64H199ZM89 63V62H88ZM87 63V64H88ZM89 63V64H90ZM98 64L99 63H101L100 61L99 62H97ZM106 63V62H105ZM127 63V62H126ZM129 63V62H128ZM140 63V62H139ZM146 63V62H145ZM145 63H144V65H145ZM148 63V62H147ZM162 63H164V62H162ZM193 63V62H192ZM191 63V64H192ZM209 63H210V61H209ZM219 63V62H218ZM227 63H229V62H227ZM235 63V62H234ZM243 63V62H242ZM96 64V63H95ZM94 64V65H95ZM123 64V63H122ZM131 64V63H130ZM129 64V65H130ZM188 64V65H189ZM197 64V65H198ZM203 64V63H202ZM205 64V63H204ZM217 64V63H216ZM239 64V63H238ZM100 65H102V64H100ZM103 65L104 66H106V64H104L103 63ZM109 65V64H108ZM119 64H116V66H118ZM143 65V66H144ZM157 65V64H156ZM161 65V64H160ZM160 65H157V66H160ZM166 65V64H165ZM187 65V66H188ZM196 65V66H197ZM207 65V64H206ZM236 65V64H235ZM242 65V64H241ZM126 67L128 66V65H125ZM149 66V65H148ZM148 66H146V67H148ZM157 66H156V68H157ZM162 66V65H161ZM191 65H189V67H190ZM193 66V65H192ZM202 66V65H201ZM204 66V65H203ZM202 66V67H203ZM208 66V65H207ZM211 66V65H210ZM225 66V65H224ZM25 67H27V66H25ZM97 67V66H96ZM101 67V66H100ZM114 67V66H113ZM113 67H111V71L114 69ZM139 67V66H138ZM140 67H142V66H140ZM195 67V66H194ZM198 67V66H197ZM196 67V68H197ZM204 67H206V66H204ZM226 67H227V65H226ZM98 68V67H97ZM104 67H101V69H103ZM131 69H132V67H130ZM130 68L128 69V71L130 70ZM135 68H137L136 66H135ZM143 68V67H142ZM160 68H162V67H160ZM165 68V67H164ZM169 67H167L166 69H168ZM172 68V67H171ZM200 68V67H199ZM229 68V67H228ZM227 68V69H228ZM242 68V67H241ZM243 68H244V65H243ZM27 69V68H26ZM108 69V70H109ZM120 69V68H119ZM123 69H125L124 67H123ZM151 69H152V66H151ZM190 69V68H189ZM188 69V70H189ZM204 69H206V68H204ZM224 69V68H223ZM233 69V71H234V73H236L235 72V67L234 68H232ZM238 69H240V68H238ZM245 69V68H244ZM243 69V70H244ZM247 69V68H246ZM110 70H109V72H110ZM115 70H117V68L115 69ZM135 70V69H134ZM147 70V69H146ZM146 70L144 69V71L146 72ZM155 70V69H154ZM165 70V69H164ZM172 70H174V69H172ZM187 70V69H186ZM185 70V71H186ZM202 70V69H201ZM212 70V69H211ZM210 69H209V71H211ZM213 70H215V68L213 69ZM242 70V72H244ZM248 70V69H247ZM99 71V70H98ZM97 71V72H98ZM138 71H139V68H138ZM149 72H150V70H148ZM156 71H159V70H156ZM163 71V70H162ZM168 71V70H167ZM166 71V72H167ZM177 71V70H176ZM192 71V70H191ZM195 71H196V69H195ZM195 71H193V72H195ZM199 71H200V69H199ZM203 71H205V70H203ZM230 72H231V70H229ZM232 71V72H233ZM101 72V71H100ZM117 72V71H116ZM136 72V71H135ZM143 72V71H142ZM154 72V71H153ZM184 72V71H183ZM206 72V71H205ZM222 72V71H221ZM224 72V71H223ZM248 72H250V71H248ZM94 73V72H93ZM99 73V72H98ZM111 73H114V71L113 72H111ZM119 73H120V71H119ZM123 73H124V70H123ZM133 73H134V71H133ZM137 73V72H136ZM135 73V74H136ZM147 73V72H146ZM151 73V72H150ZM154 73H156V72H154ZM159 73V72H158ZM187 73H190V72H187ZM226 73V72H225ZM229 73V72H228ZM233 73V74H234ZM237 73H238V71H237ZM96 74V73H95ZM94 74V75H95ZM100 74V73H99ZM98 74V75H99ZM104 74H105V72H104ZM134 74V75H135ZM138 74V73H137ZM140 74V73H139ZM143 75H144V73H142ZM157 74V73H156ZM164 74V73H163ZM162 74V75H163ZM184 74H185V72H184ZM191 74V73H190ZM190 74H186V75H189L190 76ZM195 74V73H194ZM209 74V73H208ZM230 74V73H229ZM246 74V73H245ZM103 75V74H102ZM119 75V74H118ZM125 75V74H124ZM127 75V74H126ZM147 75V74H146ZM151 75H153V74H151ZM165 76H166V74H164ZM163 75V76H164ZM182 75V74H181ZM185 75V76H186ZM200 75H201V73H200ZM203 75V74H202ZM207 75V74H206ZM219 75V74H218ZM226 75V74H225ZM228 75V74H227ZM226 75V76H227ZM230 75H232V73L230 74ZM229 75V76H230ZM240 75V74H239ZM77 76V75H76ZM91 76V75H90ZM99 76H101V75H99ZM114 76L116 77V73H115V75L113 74V75H111V74H109L108 75V80L106 79V84H107V88H108V90H110V88H111V86H112V84H113V80H114ZM121 76V75H120ZM142 76V75H141ZM148 76V75H147ZM149 76H150V74H149ZM154 77L156 76V75H153ZM184 76V77H185ZM195 76V75H194ZM223 76V75H222ZM224 77L225 79L226 78H228V76L227 77ZM242 76V75H241ZM240 76V77H241ZM243 76H245L244 75V73H243ZM247 76H249V74L247 75ZM256 76V75H255ZM255 76L254 77H252V79L250 80V82L253 80V78H255ZM258 76V75H257ZM80 77V76H79ZM78 77V78H79ZM92 77H94V76H92ZM102 78L104 77V76H101ZM122 77V76H121ZM139 78H140V76H138ZM145 77V76H144ZM159 77H161L160 75H159ZM167 77H169V76H167ZM166 77V78H167ZM182 77V76H181ZM204 77V76H203ZM234 77H236V76H234ZM237 77H238V75H237ZM82 78V77H81ZM80 78V79H81ZM89 78V77H88ZM97 77L95 76V78L94 79H96ZM106 78H107V75H106ZM131 78V77H130ZM148 78V77H147ZM161 78H164V77H161ZM183 78V77H182ZM181 78V79H182ZM197 78V77H196ZM198 78H200V76L198 77ZM211 78V77H210ZM209 78V79H210ZM224 78H220V79H222L221 81H223V79ZM230 78H231V76H230ZM230 78H229V80H230ZM245 78V77H244ZM99 79V78H98ZM120 79H123V78H120ZM157 79H158V77H157ZM184 79V78H183ZM195 79V78H194ZM202 79V78H201ZM200 79V80H201ZM233 79V78H232ZM235 79V78H234ZM237 79V78H236ZM249 79V78H248ZM89 80V79H88ZM91 80H93V78L91 79ZM125 80V79H124ZM134 80V79H133ZM137 80H139V79H137ZM156 80V79H155ZM228 80V79H227ZM247 80V79H246ZM28 81H30V82H32L33 84H36L34 87H33V90H32V92H31V89L29 90L30 92H28V90H27V93H24L25 91H26V89H27V87H26V85L28 84V83H30V82H28ZM57 81V80H56ZM68 81V80H67ZM93 81H95V80H93ZM97 81V80H96ZM102 81V80H101ZM101 81L99 82V83H101ZM115 82H116V80H114ZM121 81V80H120ZM123 81V80H122ZM129 81V80H128ZM136 81V80H135ZM134 81V82H135ZM142 81L143 80H141V83H142ZM165 81V80H164ZM188 81V80H187ZM186 81V82H187ZM192 81H193V78H192ZM199 81V80H198ZM81 82V81H80ZM80 82H78L79 83V86H80ZM85 81L83 80V82L82 83H84ZM86 82H87V80H86ZM85 82V83H86ZM115 82H114V84H115ZM125 82V81H124ZM126 82H127V80H126ZM138 82V81H137ZM143 82H145V78H144V81ZM155 82V81H154ZM157 82H158V84H159V81L157 80ZM163 82V81H162ZM169 82H170V80H169ZM203 82H204V79H203ZM239 82V81H238ZM249 82V81H248ZM104 83V82H103ZM139 84H140V81L138 82ZM167 83V82H166ZM190 83H191V81H190ZM194 83V82H193ZM197 83V82H196ZM201 83V82H200ZM205 83H207V82H205ZM223 83V82H222ZM87 85H89V83L87 82L86 83ZM118 84V83H117ZM126 84V83H125ZM136 84V83H135ZM134 84V85H135ZM144 84V83H143ZM157 84V83H156ZM171 84V83H170ZM169 84V85H170ZM184 85H185V83H183ZM233 84H234V82H233ZM232 84V85H233ZM258 84V83H257ZM59 85V84H58ZM84 85V84H83ZM127 85V84H126ZM145 85H146V83H145ZM148 85V84H147ZM146 85V86H147ZM166 85V84H165ZM189 85V84H188ZM201 85H202V83H201ZM231 85V86H232ZM253 85H255V84H253ZM95 86H96V84H95ZM119 86V85H118ZM117 86V87H118ZM124 86V85H123ZM131 86V85H130ZM155 86V85H154ZM160 86H161V83H160ZM191 86H193V85H190V87ZM196 86H197V84H196ZM202 86H204V85H202ZM201 86V87H202ZM249 87H250V85H248ZM31 87V86H30ZM31 87V88H32ZM87 87V86H86ZM92 87V86H91ZM91 87H89V88H91ZM94 87V86H93ZM100 87H102V86H100ZM104 87V86H103ZM136 87V86H135ZM139 87V86H138ZM141 87H142V85H141ZM141 87H139V88H141ZM170 87V86H169ZM185 87V86H184ZM229 87V86H228ZM235 87V86H234ZM233 87V88H234ZM241 87V86H240ZM246 87V86H245ZM251 87H253V86H251ZM251 87L249 88V89H251ZM255 87V86H254ZM47 88V87H46ZM106 88V87H105ZM106 88V89H107ZM124 88V87H123ZM126 88V87H125ZM125 88H124V91H125ZM129 88V87H128ZM158 88V87H157ZM164 88V87H163ZM171 88V87H170ZM203 88V87H202ZM206 88V87H205ZM236 88V87H235ZM258 88V87H257ZM57 89V90H56ZM59 89H60V87H59ZM93 89V88H92ZM98 89H99V87H98ZM120 89H121V87H120ZM142 89V88H141ZM149 89V88H148ZM154 89V88H153ZM158 89H160V87L158 88ZM194 89V88H193ZM204 89V88H203ZM228 89V88H227ZM230 89H232L231 87H230ZM249 89H248V91H249ZM262 89V88H261ZM95 90H97V89H95ZM105 90V89H104ZM107 90V91H108ZM114 88H113V92H114ZM135 90V89H134ZM133 90V91H134ZM147 90V89H146ZM192 90V89H191ZM196 90V89H195ZM256 90V89H255ZM259 90V89H258ZM257 90V91H258ZM38 91H39V89H38ZM47 91V90H46ZM81 91H82V88H81ZM84 91V90H83ZM94 90H92V92H93ZM101 91V90H100ZM120 92H121V90H119ZM127 91H130L129 89L127 90ZM127 91H125V92H127ZM156 91V90H155ZM160 91V90H159ZM162 91V90H161ZM201 90H198V94H199V92H200ZM202 91H204V90H202ZM206 91V90H205ZM205 91L203 92L204 94H205ZM227 91V90H226ZM230 91H232V90H230ZM243 91V90H242ZM251 92L253 91V90H250ZM249 91V92H250ZM60 92V91H59ZM85 92V91H84ZM88 92V91H87ZM98 92V91H97ZM104 92V91H103ZM136 92V91H135ZM158 92V91H157ZM165 92V91H164ZM168 92V91H167ZM248 92V93H249ZM262 92V91H261ZM90 93V92H89ZM111 93V92H110ZM117 93V92H116ZM143 93V92H142ZM147 93V92H146ZM201 93V92H200ZM230 92H228V94H229ZM238 93V92H237ZM247 93V94H248ZM63 94V93H62ZM105 94H106V92H105ZM124 94V93H123ZM128 94V93H127ZM131 94H133V93H131ZM145 94V93H144ZM197 94V93H196ZM196 94H194V95H196ZM227 94V95H228ZM250 94V93H249ZM61 95V94H60ZM64 95H66V93L64 94ZM68 95V94H67ZM84 95V94H83ZM101 95V94H100ZM112 95V94H111ZM116 95V94H115ZM117 95H119V94H117ZM135 95H136V93H135ZM160 95V94H159ZM158 95V96H159ZM200 95H202L203 96V94H200ZM24 96V97H23ZM25 96L27 97L26 99H24L25 98ZM30 96H32V97H30ZM71 96V95H70ZM80 96H81V94H80ZM88 96H90V95H88ZM94 96V95H93ZM121 96V95H120ZM123 96V95H122ZM130 96V95H129ZM133 96V95H132ZM146 96V95H145ZM228 96H230V95H228ZM2 97H6V100H7V103H5V104H3L2 103ZM38 97H39V95H38ZM37 97V98H38ZM58 97V96H57ZM62 97V96H61ZM64 97V96H63ZM66 97V96H65ZM83 97V96H82ZM86 97H87V95H86ZM91 97H92V95H91ZM112 97H114V96H112ZM140 97V96H139ZM143 97V96H142ZM153 97V96H152ZM155 97V96H154ZM153 97V98H154ZM161 97V96H160ZM159 97V98H160ZM234 97V96H233ZM232 97V98H233ZM51 98V97H50ZM59 98V97H58ZM79 98V97H78ZM77 98V99H78ZM90 98V97H89ZM88 98V99H89ZM97 98V97H96ZM106 98V97H105ZM120 98V97H119ZM123 98H125V97H123ZM122 98V99H123ZM127 98H129V97H127ZM126 98V99H127ZM131 98V97H130ZM162 98V97H161ZM229 98V97H228ZM261 98V97H260ZM262 98H263V96H262ZM39 99V98H38ZM46 99V98H45ZM57 99V98H56ZM65 99V98H64ZM73 99V98H72ZM75 99H76V97H75ZM113 99V98H112ZM116 99V98H115ZM138 99V98H137ZM152 99V98H151ZM194 99V98H193ZM192 99V100H193ZM199 98H197L196 99V101L198 100ZM205 99H206V96H205ZM205 99H204V101L202 100V102H205ZM217 99V98H216ZM61 100V99H60ZM62 100H63V98H62ZM67 100V99H66ZM74 100V99H73ZM91 100H94L93 98L91 99ZM91 100H89V101H91ZM101 100V99H100ZM111 100V99H110ZM136 100V99H135ZM144 100V99H143ZM158 100V99H157ZM160 100V99H159ZM162 100V99H161ZM165 100V99H164ZM214 100V99H213ZM212 100V101H213ZM229 100H231V99H229ZM258 100V99H257ZM264 100V99H263ZM43 101V100H42ZM80 101V100H79ZM103 101V100H102ZM104 101H107L108 102V100L106 99V100H104ZM103 101V102H104ZM116 101V100H115ZM118 101V100H117ZM120 101V100H119ZM126 101V100H125ZM134 101V100H133ZM132 101V102H133ZM166 101V100H165ZM164 101V102H165ZM198 101H200V100H198ZM207 101V100H206ZM208 101H210L209 100V97H208ZM219 101V100H218ZM254 101V100H253ZM260 101V100H259ZM36 102H37V100H36ZM45 103H46V101H44ZM49 102V101H48ZM47 102V103H48ZM53 102V101H52ZM56 102V101H55ZM60 102V101H59ZM58 102V103H59ZM68 102V101H67ZM66 102V103H67ZM70 102V101H69ZM78 101L76 100V103H77ZM85 102H87L88 103V101L86 100ZM95 102V101H94ZM97 102V101H96ZM111 102V101H110ZM144 102V101H143ZM154 102H155V100H154ZM164 102H162L163 104H164ZM187 102V101H186ZM215 102H216V100H215ZM258 102V101H257ZM262 102V101H261ZM35 103V102H34ZM39 103V102H38ZM62 103V102H61ZM64 103V102H63ZM62 103V104H63ZM72 103H75V102H73L72 101ZM72 103H69V104H64L65 105V107L61 110V113H63L62 114V116H63V118L66 120V122H67V125H69L70 124V122L71 123H73V119H74V116L72 115V112H71V110L73 109L72 108ZM75 103V104H76ZM79 103V102H78ZM82 103V102H81ZM80 103V104H81ZM90 103H93V101L92 102H90ZM112 103V102H111ZM129 103V102H128ZM135 103H138L137 101L135 102ZM153 103V102H152ZM189 103V102H188ZM196 103V102H195ZM200 103H201V101H200ZM205 103H207V102H205ZM210 103V102H209ZM219 103H221L220 101H219ZM259 103V102H258ZM264 103V102H263ZM37 104V103H36ZM44 104V103H43ZM52 104V103H51ZM57 104V103H56ZM70 104H72V105H70ZM114 104V103H113ZM117 104V103H116ZM130 104V103H129ZM133 104V103H132ZM142 104V103H141ZM154 104V103H153ZM256 104V103H255ZM30 105H31V103H30ZM29 105V106H30ZM58 105V104H57ZM64 105H62V106H64ZM79 105V104H78ZM82 105V104H81ZM88 105V104H87ZM90 105V104H89ZM92 105V104H91ZM95 104H93V106H94ZM98 103H97V107H98ZM107 105V104H106ZM125 105V104H124ZM136 104H134V106H135ZM139 106H140V104H138ZM143 105H145V103L143 104ZM187 105V104H186ZM190 105H192V103L190 104ZM194 105V104H193ZM201 105H202V103H201ZM201 105H199L198 103H196L194 106H193V108H194V110L192 111V113H196V115H197V118H200L199 120H203V118H205V113H207V112H205L204 111V109H203V107L202 106H204V104L201 106ZM215 105V103L214 104H212V107ZM234 105V104H233ZM33 106V105H32ZM31 106V107H32ZM48 106V105H47ZM51 106V105H50ZM60 106V105H59ZM83 106V105H82ZM102 106V105H101ZM126 107H127V105H125ZM154 106V105H153ZM160 106V105H159ZM158 105L156 106V107H159ZM162 106V105H161ZM259 106V105H258ZM35 107V106H34ZM33 107V108H34ZM37 107V106H36ZM52 107V106H51ZM56 107V106H55ZM58 107V106H57ZM56 107V108H57ZM75 107H77V106H75ZM75 107H74V109H75ZM103 107H104V105H103ZM111 107V106H110ZM119 107V106H118ZM131 107V106H130ZM133 107V106H132ZM164 106H162V108H163ZM181 107H182V104H181ZM185 107V106H184ZM208 107V106H207ZM219 107H220V105H219ZM218 106H217V108H219ZM55 108V109H56ZM58 108H60V107H58ZM72 108V109H71ZM78 108H80V107H77V110H78ZM87 108V107H86ZM93 108V107H92ZM109 108V107H108ZM138 107H136V109H137ZM140 108V107H139ZM154 108V107H153ZM233 108V107H232ZM35 109V108H34ZM54 109V110H55ZM74 109H73V111H74ZM88 109H89V107H88ZM98 109V108H97ZM107 109V108H106ZM105 109V110H106ZM126 109V108H125ZM130 109V108H129ZM159 109H160V107H159ZM192 109V108H191ZM190 109V110H191ZM234 109H235V107H234ZM256 109V108H255ZM45 110V109H44ZM49 110H51L50 108H49ZM58 110V109H57ZM80 110V109H79ZM82 110V109H81ZM85 110V109H84ZM100 110V109H99ZM104 110V111H105ZM112 110V109H111ZM141 110V109H140ZM142 110H144V109H142ZM141 110V111H142ZM153 110V109H152ZM156 110V109H155ZM161 110V109H160ZM159 110V111H160ZM189 110V111H190ZM208 110V109H207ZM206 110V111H207ZM236 110V109H235ZM257 110V109H256ZM56 111V110H55ZM59 112H60V110H58ZM92 111V110H91ZM95 111V110H94ZM120 111V110H119ZM158 111V110H157ZM163 111V110H162ZM259 111V110H258ZM28 112V111H27ZM30 112V111H29ZM82 112H84V111H82ZM87 112H88V110H87ZM93 112V111H92ZM116 112V111H115ZM114 112V113H115ZM131 112V111H130ZM143 112V111H142ZM142 112H140V113H142ZM154 112V111H153ZM191 112V111H190ZM74 113V112H73ZM79 113V112H78ZM108 113V112H107ZM117 113V112H116ZM123 113V112H122ZM122 113H120L121 114V117H122ZM134 113V112H133ZM155 113V112H154ZM158 113V112H157ZM163 113V112H162ZM190 114V115H193V114ZM210 113V112H209ZM208 113V114H209ZM257 113V112H256ZM30 114H31V112H30ZM33 114V113H32ZM41 114V113H40ZM39 114V115H40ZM50 114V113H49ZM52 114H53V112H52ZM109 114V113H108ZM107 114V115H108ZM128 114V113H127ZM136 114V113H135ZM150 114V113H149ZM221 114V113H220ZM264 114V113H263ZM41 115H43L44 116V114L42 113ZM47 115V114H46ZM46 115H45V117H46ZM79 115H81V114H79ZM90 115V114H89ZM104 115V114H103ZM110 115V114H109ZM116 115V114H115ZM114 115V116H115ZM125 115V114H124ZM123 115V116H124ZM141 115V114H140ZM144 115V114H143ZM142 115V116H143ZM161 115H163V114H161ZM31 116V115H30ZM49 116V115H48ZM47 116V117H48ZM57 116V115H56ZM62 116H59V117H62ZM83 116V115H82ZM86 116V115H85ZM111 116V115H110ZM120 116V115H119ZM141 116V117H142ZM154 116V115H153ZM157 116V115H156ZM169 116H171L170 114H169ZM194 116V115H193ZM207 116V115H206ZM218 116H220V115H218ZM222 116V115H221ZM34 117V116H33ZM41 117V116H40ZM46 117V118H47ZM53 118H51L49 121H52V122H54L53 120H54V117L55 116H52ZM87 117V116H86ZM85 117V118H86ZM90 117V116H89ZM88 117V118H89ZM120 117V118H121ZM127 117V116H126ZM138 117H140V116H138ZM168 117V116H167ZM260 117H262L261 115H260ZM30 118H32V117H30ZM56 118V117H55ZM57 118H58V116H57ZM78 118V117H77ZM82 118V117H81ZM83 118H84V116H83ZM87 118V119H88ZM91 118V117H90ZM100 118V117H99ZM119 118V119H120ZM144 118V117H143ZM143 118H142V120H143ZM172 118H173V116H172ZM19 119V118H18ZM23 119V118H22ZM22 119H20V120H22ZM25 119V118H24ZM59 119V118H58ZM106 120H107V118H105ZM109 119H111V118H109ZM118 119V118H117ZM125 119V118H124ZM140 119V118H139ZM160 119V118H159ZM165 119V118H164ZM169 119V118H168ZM168 119L166 120L165 119V122L166 121H168ZM171 119V118H170ZM195 119V118H194ZM262 119L263 118H261V119H259L258 121H262ZM43 120V119H42ZM57 120V119H56ZM55 120V121H56ZM65 120H63V122L65 121ZM78 120H80V119H78ZM86 120V119H85ZM85 120H83V121H85ZM91 120V119H90ZM93 120V119H92ZM113 120H115L114 118H113ZM112 120V121H113ZM121 120V119H120ZM151 120H152V118H151ZM153 120H154V117H153ZM155 120H157V119H155ZM162 120V119H161ZM180 120V119H179ZM29 121V120H28ZM40 121V120H39ZM44 121V120H43ZM46 121V120H45ZM44 121V122H45ZM58 122H59V120H57ZM56 121V122H57ZM88 121V120H87ZM86 121V122H87ZM102 121V120H101ZM122 121V120H121ZM127 121H129V120H127ZM140 121V120H139ZM160 121V120H159ZM190 121V120H189ZM192 121V120H191ZM197 121V120H196ZM33 122V121H32ZM55 122V123H56ZM93 122V121H92ZM105 122V121H104ZM126 122V121H125ZM137 122V121H136ZM141 122V121H140ZM155 122V121H154ZM165 122H164V124H165ZM180 123H181V121H179ZM178 122V123H179ZM201 122V121H200ZM259 122V123H260ZM26 123H27V121H26ZM38 123V122H37ZM49 123V122H48ZM77 123V122H76ZM81 123L83 124V122L81 121ZM81 123H80V125H81ZM85 123V122H84ZM87 123H91V122H87ZM86 123V124H87ZM100 123V122H99ZM107 123V122H106ZM131 123V122H130ZM129 123V124H130ZM139 123V122H138ZM150 123H152V122H150ZM157 123V122H156ZM163 123V122H162ZM172 123V122H171ZM173 123H174V121H173ZM177 123V124H178ZM202 123H203V121H202ZM206 123V122H205ZM264 123V122H263ZM32 124V123H31ZM35 124V123H34ZM44 124H46V123H44ZM64 124V123H63ZM93 124V123H92ZM122 124V123H121ZM136 124V123H135ZM159 124V123H158ZM163 124V125H164ZM167 124V123H166ZM175 124V123H174ZM191 124V123H190ZM195 124H196V122H195ZM33 125V124H32ZM58 125V124H57ZM79 125V124H78ZM94 125V124H93ZM103 125V124H102ZM110 125V124H109ZM123 125V124H122ZM152 125H155V124H152ZM162 125V126H163ZM172 125V124H171ZM188 125H189V123H188ZM202 125V124H201ZM207 125V124H206ZM44 126V125H43ZM46 126V125H45ZM44 126V127H45ZM49 127H50V125H48ZM72 126V125H71ZM74 126V125H73ZM84 126V125H83ZM86 126H88V125H86ZM97 126V125H96ZM138 126V125H137ZM156 126V125H155ZM170 126V125H169ZM178 126V125H177ZM198 126V125H197ZM196 126V127H197ZM205 126V125H204ZM26 127V126H25ZM24 127V128H25ZM47 127V126H46ZM53 127V126H52ZM59 127H60V125H59ZM75 127V126H74ZM113 127V126H112ZM134 127H135V125H134ZM139 127V126H138ZM171 127V126H170ZM173 127H175V126H173ZM192 127H194V125L192 126ZM199 127V126H198ZM197 127V128H198ZM33 128V127H32ZM56 128H57V126H56ZM63 128V127H62ZM80 128L81 127H79L78 129L80 130ZM82 128H84V127H82ZM87 128V127H86ZM90 128V127H89ZM93 128V127H92ZM91 128V129H92ZM100 128V127H99ZM108 128V127H107ZM121 128H123V127H121ZM124 128H125V126H124ZM135 128H137V127H135ZM154 128V127H153ZM161 128V127H160ZM195 128V127H194ZM202 128H204V127H202ZM61 129V128H60ZM68 129H70V127L68 128ZM74 129V128H73ZM78 129H75V130H78ZM103 129H104V127H103ZM109 129V128H108ZM120 129V128H119ZM141 129V128H140ZM173 129V128H172ZM190 129V128H189ZM196 129V128H195ZM201 129V128H200ZM205 129V128H204ZM208 129V128H207ZM206 129V130H207ZM19 130H20V128H19ZM19 130H17V132L19 131ZM78 130V131H79ZM84 130V129H83ZM82 130V131H83ZM86 130V129H85ZM94 130H96V129H94ZM122 130V129H121ZM120 130V131H121ZM125 130V129H124ZM124 130H122V131H124ZM137 130H138V128H137ZM157 131L159 130V127H158V129H156ZM177 130V129H176ZM199 130V129H198ZM203 130V129H202ZM201 130V131H202ZM28 131V130H27ZM27 131H25V132H27ZM48 131V130H47ZM51 131V130H50ZM69 131H71V130H69ZM81 131V130H80ZM90 131V130H89ZM88 131V132H89ZM92 131V130H91ZM97 131V130H96ZM98 131H99V129H98ZM105 131V130H104ZM108 131V130H107ZM115 131V130H114ZM135 131V130H134ZM138 131H140V130H138ZM153 131V130H152ZM178 131V130H177ZM176 131V132H177ZM195 131H197V129L195 130ZM205 131V130H204ZM252 131V130H251ZM256 131V130H255ZM21 132V131H20ZM72 132V134H73V131H71ZM101 132H102V129H101ZM156 132V131H155ZM163 133L165 132V131H162ZM169 132V131H168ZM168 132H167V135H168ZM170 132H171V130H170ZM192 132V131H191ZM194 132V131H193ZM206 132V131H205ZM204 132V133H205ZM211 132H212V130H210V133L209 134H211ZM250 132V131H249ZM248 132V133H249ZM254 131H252L251 133H250V135L253 133ZM257 132V131H256ZM19 133V132H18ZM49 133V132H48ZM75 133V132H74ZM77 133V132H76ZM85 133V132H84ZM106 133V132H105ZM111 133H113L114 134V132L112 131ZM123 133V132H122ZM152 133V132H151ZM159 133H160V130H159ZM173 133H174V131H173ZM196 133V132H195ZM194 133V134H195ZM203 133V135H205ZM258 133V132H257ZM260 133V132H259ZM20 134H22V133H20ZM31 134H29L30 136H31ZM50 134V133H49ZM94 134V133H93ZM98 134V133H97ZM106 134H109V133H106ZM105 134V135H106ZM138 134H140V133H138ZM153 134V133H152ZM171 135H174V134H172V133H170ZM177 134H179V133H177ZM208 134V135H209ZM254 134H255V132H254ZM264 134V133H263ZM48 135V134H47ZM79 135V134H78ZM77 135V136H78ZM81 135V134H80ZM92 135V134H91ZM112 135V134H111ZM117 135V134H116ZM120 135H122V134H120ZM125 135L127 136V134L125 133ZM164 135H166L165 133H164ZM171 135H170V138H171ZM192 134H190V136H191ZM70 136V134L68 135V137ZM90 136V135H89ZM88 136V137H89ZM113 136V135H112ZM111 136V137H112ZM137 136V135H136ZM159 136H161L160 134H159ZM247 136H248V134H247ZM251 136H253V135H251ZM263 136V135H262ZM51 137V136H50ZM60 137V138H59ZM62 137H63V134H62ZM85 137V136H84ZM101 137V136H100ZM104 137H106V136H104ZM121 137H123V136H121ZM138 137H139V135H138ZM158 137V136H157ZM162 137V136H161ZM165 137V136H164ZM175 137H178V136H176V134H175ZM174 137V138H175ZM194 137H195V135H194ZM250 137V136H249ZM1 138V137H0ZM66 138H67V136H66ZM70 138H71V136H70ZM125 138V137H124ZM172 138H173V136H172ZM173 138V139H174ZM49 139V138H48ZM47 139V140H48ZM65 139V138H64ZM74 139V138H73ZM78 139H82V138H78ZM78 139H75V140H73V141H75V142H78V141H76V140H78ZM84 139V138H83ZM98 139V138H97ZM101 139V138H100ZM102 139H103V137H102ZM101 139V140H102ZM112 139V138H111ZM115 139H117V138H115ZM123 139V138H122ZM126 139V138H125ZM164 139V138H163ZM178 139V138H177ZM176 139V140H177ZM16 140H18V139H16ZM34 140V139H33ZM66 140V139H65ZM90 140V139H89ZM168 141H169V139H167ZM251 140H252V138H251ZM250 140V141H251ZM262 140H263V138H262ZM82 141V140H81ZM80 141V142H81ZM105 141V140H104ZM111 141V140H110ZM125 141V140H124ZM165 141V139L163 140V142ZM171 141H173L172 139H171ZM170 141V142H171ZM175 141V140H174ZM173 141V142H174ZM245 141V140H244ZM246 141H247V139H246ZM249 141V142H250ZM259 141V139L256 141H254V142H258ZM5 142V141H4ZM60 142H63V143H60ZM85 142V141H84ZM90 142V141H89ZM95 142H96V140H95ZM108 141L106 140V143H107ZM167 142V141H166ZM166 142H164V143H166ZM173 142H171V144L173 143ZM262 142V141H261ZM35 143V142H34ZM82 143V142H81ZM80 143V144H81ZM91 143V142H90ZM89 143V144H90ZM97 143H99L100 144V141L99 142H97ZM110 143V142H109ZM112 143V142H111ZM162 143V142H161ZM252 143H253V140H252ZM252 143H250V144H252ZM4 144H6V143H4ZM3 144V145H4ZM78 144V143H77ZM77 144H76V146H77ZM167 144V143H166ZM170 144V143H169ZM170 144V145H171ZM174 144V143H173ZM217 144H218V142H217ZM249 144V145H250ZM255 144V143H254ZM259 144V143H258ZM264 144V143H263ZM7 145V144H6ZM33 145V146H32ZM79 145V144H78ZM107 145V144H106ZM105 145V146H106ZM168 145V144H167ZM166 145V146H167ZM219 145V144H218ZM246 145H248L247 143H246ZM262 145V143L260 144V146ZM0 146H1V143H0ZM82 146V145H81ZM104 146V147H105ZM163 146H164V144H163ZM173 146V145H172ZM9 147V146H8ZM7 147V148H8ZM42 147V148H43ZM108 147V146H107ZM106 147V148H107ZM244 147H245V145H244ZM248 147V146H247ZM4 148V147H3ZM6 148V147H5ZM4 148V149H5ZM71 148V147H70ZM77 148V147H76ZM89 148V147H88ZM121 148H122V146H121ZM172 148V147H171ZM174 148H176V146L174 147ZM258 148V147H257ZM10 149V148H9ZM127 149H130L129 147L127 148ZM161 149H163V148H161ZM164 149H166V147L164 148ZM164 149H163V151H164ZM218 149V148H217ZM259 149V148H258ZM262 149H263V147H262ZM262 149L260 148V150L262 151ZM36 150V149H35ZM78 150V149H77ZM81 150V149H80ZM84 150V149H83ZM86 150V149H85ZM88 150V149H87ZM174 150V153H175V151H176V149H173ZM248 150V149H247ZM72 151V150H71ZM75 151V150H74ZM82 151V150H81ZM103 151V150H102ZM101 151V152H102ZM123 151H125V150H123ZM131 151V150H130ZM172 151V150H171ZM178 151V150H177ZM219 151V150H218ZM248 151H250V147H249V150ZM253 151V150H252ZM80 152V151H79ZM104 152V151H103ZM119 152H121V151H119ZM128 152V151H127ZM162 151H160V153H161ZM178 152H180V151H178ZM243 152H244V150H243ZM247 152V151H246ZM36 153V152H35ZM46 153H44V154H46ZM74 153H78V152H74ZM81 153V152H80ZM83 153V152H82ZM118 153V152H117ZM132 152H130V154H131ZM165 153V152H164ZM167 153V152H166ZM165 153V154H166ZM173 153V152H172ZM215 153V152H214ZM213 153V154H214ZM247 153H249V152H247ZM247 153H245V154H247ZM250 153H252V152H250ZM39 154V153H38ZM37 154V155H38ZM41 154H42V152H41ZM64 154V153H63ZM66 154V153H65ZM72 154V153H71ZM198 154V153H197ZM211 154V153H210ZM221 154V153H220ZM244 154V155H245ZM83 155V154H82ZM125 155V154H124ZM129 155V154H128ZM174 155V154H173ZM179 155H180V153H179ZM200 155V154H199ZM215 155V154H214ZM218 155V154H217ZM36 156V155H35ZM79 156V155H78ZM77 156V157H78ZM81 156V155H80ZM79 156V157H80ZM93 156V155H92ZM118 156H119V154H118ZM117 156V157H118ZM120 156H121V154H120ZM119 156V157H120ZM131 156V155H130ZM129 156V157H130ZM135 156V155H134ZM174 156H176L177 157V155L175 154ZM250 156V155H249ZM249 156H247V157H245V158H247L248 159V157ZM4 157H6V160H7V158L10 160V163H8L9 162V160H7L8 162H6L5 160H4ZM40 157V156H39ZM45 157V156H44ZM54 157V156H53ZM67 157V156H66ZM65 157V158H66ZM69 157V156H68ZM86 157V156H85ZM124 157H126V155L124 156ZM179 157V156H178ZM195 157H197V155L195 156ZM33 158V157H32ZM62 158V157H61ZM75 158V157H74ZM88 158V157H87ZM91 158V157H90ZM131 158V157H130ZM134 159L136 158V157H133ZM72 159V158H71ZM79 159V158H78ZM85 159V158H84ZM84 159H82L83 161H86V160H84ZM126 159V158H125ZM172 159V158H171ZM177 159V158H176ZM246 159V160H247ZM62 160V162L60 163V164H58L57 165V168L55 167V169L54 168H52V170H51V175H52V177H53V180H54V182H53V180H52V182H53V187H54V183L55 182H57V196H59V197H65V194H66V191H65V187L62 185V184H64V182H62V181H65L66 180V174L68 173V169H66L64 166H62V164L63 165H65L64 163H63V159H61ZM65 160H68V158L67 159H65ZM118 160L120 161V159L118 158ZM175 160V159H174ZM178 160V159H177ZM196 160V159H195ZM199 160V159H198ZM42 161V160H41ZM52 161V160H51ZM72 162H73V160H71ZM78 162L77 160H75L74 159V164L76 163V162ZM96 161H97V159H96ZM101 161V160H100ZM100 161H99V163H100ZM123 161V160H122ZM132 161V160H131ZM199 161H201V160H199ZM244 161V160H243ZM242 161V162H243ZM44 162V161H43ZM42 162V163H43ZM71 162V163H72ZM94 162H95V160H94ZM133 162V161H132ZM132 162H130L131 164H128V165H132ZM196 162V161H195ZM40 163V165H41V167H42V164H41V162H39ZM91 163H92V161H91ZM96 163V162H95ZM94 163V164H95ZM120 163V162H119ZM137 163V162H136ZM200 163V162H199ZM198 163V164H199ZM248 163H250V162H248ZM248 163H246V164H248ZM45 163H43V165H44ZM55 164V163H54ZM85 164V163H84ZM125 165H126V163H124ZM123 164V165H124ZM194 164H197V163H194ZM193 164V165H194ZM201 164V163H200ZM240 164H241V162H240ZM239 164V165H240ZM246 164L244 165L245 167H246ZM33 165V164H32ZM102 165H103V163H102ZM105 165V164H104ZM103 165V166H104ZM120 165V164H119ZM122 165V164H121ZM211 165H212V163H211ZM214 165V164H213ZM212 165V166H213ZM239 165H238V167H239ZM66 166V165H65ZM89 166V165H88ZM91 166V165H90ZM89 166V168H91ZM210 166V165H209ZM242 166V165H241ZM251 166H253L252 164H251ZM67 167V166H66ZM73 168H74V166H72ZM78 167H80L79 165H78ZM77 167V168H78ZM84 167H86V166H84ZM83 167V168H84ZM102 167V166H101ZM105 167H107V166H105ZM104 167V168H105ZM122 167V166H121ZM128 167V166H127ZM132 167V166H131ZM194 167H195V165H194ZM201 167V166H200ZM215 167V166H214ZM249 167H250V164H249ZM254 167V166H253ZM46 168V167H45ZM72 168V169H73ZM87 168V167H86ZM89 168H88V170H89ZM130 168V167H129ZM193 168V167H192ZM191 168V169H192ZM197 168H199V166H197ZM43 169V168H42ZM74 169H76V168H74ZM79 169V168H78ZM92 169V168H91ZM94 169V168H93ZM96 169H98V167L96 168ZM102 169V168H101ZM118 169H120V168H118ZM118 169H117V171H118ZM126 169H128V168H126ZM167 169V168H166ZM195 169V168H194ZM204 169V168H203ZM240 169V168H239ZM241 169H243V168H241ZM241 169L239 170V171H241ZM250 169V168H249ZM30 170H31V172H30ZM46 170H47V168H46ZM46 170H44V171H46ZM77 170V169H76ZM86 170V169H85ZM107 170V169H106ZM122 170V169H121ZM129 170V169H128ZM134 170V169H133ZM169 170V169H168ZM193 170V169H192ZM199 170V169H198ZM215 170V169H214ZM248 170V169H247ZM253 170V169H252ZM43 171V172H44ZM82 171V170H81ZM104 171V170H103ZM116 171V172H117ZM124 171V170H123ZM126 171V170H125ZM132 171V170H131ZM200 171H202V170H200ZM206 171V170H205ZM209 171H212V170H209ZM242 171H244V169L242 170ZM245 171H246V169H245ZM250 171V170H249ZM72 172V171H71ZM99 172V171H98ZM120 172V171H119ZM130 171H128V173H129ZM134 172V171H133ZM163 172H165V171H163ZM208 172V171H207ZM18 173V172H17ZM50 173V172H49ZM74 173V172H73ZM78 173V172H77ZM81 173H83V171L81 172ZM86 173V172H85ZM88 173V172H87ZM99 173H101V172H99ZM105 173V172H104ZM118 173V172H117ZM126 173V172H125ZM170 173V172H169ZM191 173H192V171H191ZM197 173V172H196ZM211 173V172H210ZM249 173H251V172H249ZM72 174V173H71ZM84 174V173H83ZM83 174H81V176L83 175ZM102 174V173H101ZM115 174V173H114ZM198 174H200V172H198ZM203 174H204V172H203ZM203 174H202V176H203ZM214 174V173H213ZM212 174V175H213ZM241 174H243L242 172H241ZM245 174V173H244ZM49 175V174H48ZM51 175H49V176H51ZM77 175H79V174H77ZM116 175V174H115ZM114 175V176H115ZM118 175V174H117ZM117 175H116V177H117ZM129 175H132L131 174V172H130V174ZM169 175V174H168ZM196 175V174H195ZM205 175V174H204ZM208 175V174H207ZM211 174H209V176H210ZM245 175H247V174H245ZM251 175V174H250ZM7 176V175H6ZM63 176H65V178L63 177ZM67 176H68V174H67ZM72 176V175H71ZM103 176V175H102ZM106 176V175H105ZM104 176V177H105ZM114 176H112V177H114ZM198 176V175H197ZM197 176H195V178H197ZM200 176V175H199ZM202 176H201V178H202ZM209 176H207V178L209 177ZM215 176V175H214ZM243 176V175H242ZM248 176V175H247ZM4 177V176H3ZM2 177V178H3ZM7 177H9V176H7ZM41 177H42V175H41ZM45 177V176H44ZM63 177V178H62ZM78 177V176H77ZM83 177V176H82ZM101 177V176H100ZM111 177V178H112ZM72 178H73V176H72ZM99 178V177H98ZM121 178H122V176H121ZM240 178H241V176H240ZM240 178H238V179H240ZM245 178H246V176H245ZM249 178V177H248ZM43 179V178H42ZM48 179V178H47ZM62 179H65V180H62ZM82 179V178H81ZM100 179V178H99ZM104 179V178H103ZM192 179H194V178H192ZM206 179V178H205ZM212 179V178H211ZM217 179V178H216ZM244 179V178H243ZM251 179V178H250ZM4 180H6V178H4ZM3 180V181H4ZM21 180V179H20ZM21 180V181H22ZM78 180H80V179H78ZM114 180V179H113ZM129 180V179H128ZM168 180V182H169V179H167ZM183 180V179H182ZM185 180V179H184ZM189 180H191V179H188V181ZM194 180H196V179H194ZM198 180H201L200 178L198 179ZM197 180V181H198ZM214 180V179H213ZM240 180H242V179H240ZM59 181V182H58ZM71 181H74L73 179L71 180ZM70 180H69V183L71 182ZM83 181H84V179H83ZM120 181V180H119ZM131 180H129V182H130ZM207 181H209V180H207ZM52 182H50V184L52 183ZM75 182V181H74ZM73 182V183H74ZM133 182V181H132ZM132 182H130V183H132ZM162 182V181H161ZM165 182H166V180H165ZM178 182H181V180L180 181H178ZM186 182V181H185ZM196 181H194V183H195ZM202 182H203V180H202ZM205 182V181H204ZM214 182V181H213ZM245 182V181H244ZM3 183V182H2ZM4 183H6V182H4ZM17 183V182H16ZM23 182L21 183L22 185L24 184ZM30 183V182H29ZM33 183V182H32ZM40 183H41V181H40ZM61 185H59V184ZM67 183V182H66ZM65 183V184H66ZM72 183V182H71ZM164 183V182H163ZM188 183V182H187ZM208 183V182H207ZM212 183V182H211ZM252 183V182H251ZM250 183V184H251ZM118 184H119V182H118ZM118 184H117V186H118ZM169 184V183H168ZM188 184H190V183H188ZM196 184H197V182H196ZM215 184V183H214ZM25 185H27V183L25 184ZM69 185V184H68ZM123 185V184H122ZM133 185V184H132ZM166 185H167V183H166ZM165 185V186H166ZM178 185H180V183L178 184ZM177 185V186H178ZM185 185V184H184ZM204 185H207L206 183H204ZM204 185H202L203 187H204ZM253 185H254V183H253ZM257 185V184H256ZM256 185H254V187H256ZM9 186H10V183H9ZM80 186V185H79ZM82 186V185H81ZM169 186V185H168ZM197 186V185H196ZM208 186V185H207ZM212 185H210V187H211ZM249 186V185H248ZM250 186H252V185H250ZM259 186V185H258ZM52 187V188H53ZM115 187H116V185H115ZM131 187H133V186H131ZM185 187V186H184ZM183 187V188H184ZM188 187V186H187ZM195 187V186H194ZM3 189H5L4 187H2ZM6 188H7V186H6ZM117 188V187H116ZM166 188V187H165ZM168 188V187H167ZM179 188V187H178ZM189 188H192L191 186L189 187ZM205 188V187H204ZM207 188V187H206ZM8 189V188H7ZM13 189V188H12ZM51 189V188H50ZM69 189V188H68ZM135 189V188H134ZM137 189V188H136ZM20 190H21V188H20ZM27 190V189H26ZM70 190V189H69ZM119 190V189H118ZM132 190V189H131ZM168 190V189H167ZM201 190V189H200ZM199 190V191H200ZM4 190H2V192H3ZM19 191V190H18ZM18 191H15V192H18ZM22 191H23V188H22ZM134 191V190H133ZM175 191H177V187H176V190ZM185 192H187L186 191V189L184 190ZM204 191V190H203ZM25 192V191H24ZM120 192V191H119ZM196 192V191H195ZM198 192V191H197ZM7 193V192H6ZM19 193V192H18ZM23 193V192H22ZM21 193V194H22ZM55 193V192H54ZM131 193H132V195H134V193L131 191ZM151 193V192H150ZM202 193V192H201ZM261 193H262V191H261ZM2 194H4V193H2ZM8 194V193H7ZM21 194H17V195H21ZM24 194V193H23ZM152 194V193H151ZM197 194V193H196ZM9 195V194H8ZM16 195V194H15ZM129 195V194H128ZM128 195H127V197H128ZM194 195V194H193ZM199 195V194H198ZM4 196V195H3ZM46 196V195H45ZM67 196H68V193H67ZM66 196V197H67ZM130 196V195H129ZM148 196V195H147ZM189 196H190V194H189ZM200 196V195H199ZM202 196H204V195H202ZM18 197V196H17ZM23 197V196H22ZM48 197V196H47ZM114 197V196H113ZM117 197H119V196H117ZM193 197V196H192ZM2 198V197H1ZM6 198V197H5ZM10 198V197H9ZM12 198V197H11ZM58 197H56V199H57ZM98 198V197H97ZM102 198V197H101ZM135 198V197H134ZM148 198V197H147ZM153 198H155V197H153ZM163 198V197H162ZM205 198V197H204ZM13 199V198H12ZM14 199H15V197H14ZM21 199V198H20ZM42 199V198H41ZM70 199V198H69ZM114 199H115V197H114ZM114 199H112V200H114ZM156 199V198H155ZM4 200H6V199H4ZM23 200H25V199H23ZM22 200V201H23ZM73 200V199H72ZM14 201V200H13ZM13 201H11V200H7L6 202H3L2 203V205H1V212H2V216H3V218L6 220L7 219V217H6V215H8L9 214V212L11 213L12 212V208L14 207V204H13ZM74 201H75V199H74ZM101 201H103L102 199H101ZM118 201H120V200H118ZM117 201V202H118ZM127 201V200H126ZM130 201V200H129ZM136 201V200H135ZM148 201V200H147ZM21 202V201H20ZM51 202V201H50ZM63 202V208H62V212L63 213H65V214H67L68 215V213L66 212V210H69V208H67L68 206L70 207L71 205H72V202H71V199L70 200H66V198L64 199V201H62ZM114 201H112V203H113ZM133 202V201H132ZM157 202V201H156ZM162 202V201H161ZM16 203V202H15ZM25 203V202H24ZM42 203V202H41ZM104 203V202H103ZM114 203H116V202H114ZM127 203H128V201H127ZM148 203V202H147ZM149 203H150V201H149ZM154 204H155V202H153ZM160 203V200H159V202H158V204ZM102 204V203H101ZM129 204V203H128ZM144 204H145V202H144ZM157 204V203H156ZM157 204V205H158ZM161 204V203H160ZM209 204V203H208ZM21 205V204H20ZM26 205V204H25ZM27 205H28V202H27ZM52 205H53V203H52ZM96 205V204H95ZM112 205V204H111ZM130 205V204H129ZM156 205V206H157ZM50 206V205H49ZM67 206V207H66ZM104 206V205H103ZM107 206V205H106ZM135 206V205H134ZM133 206V207H134ZM21 207V206H20ZM19 207V210L18 211H16V209L15 210H13V211H16V214L14 213L12 216H14V215H24L25 214V209L24 208H20ZM24 207H26V206H24ZM39 207H41V206H39ZM53 207V206H52ZM111 207H113V206H111ZM131 207V206H130ZM155 207V206H154ZM192 207V206H191ZM49 208L50 207H48L47 205H46V213L47 214H45V216H47L48 215V213L50 212V210H49ZM144 208V207H143ZM41 209V208H40ZM127 209V208H126ZM145 209V208H144ZM155 209V208H154ZM44 210V209H43ZM132 210V209H131ZM150 210V209H149ZM148 210V211H149ZM157 210V209H156ZM155 210V211H156ZM40 211V210H39ZM103 211V210H102ZM129 211V210H128ZM128 211H126V212H128ZM147 211V210H146ZM151 211V210H150ZM43 212V211H42ZM116 212H118L117 210H116ZM123 212V211H122ZM125 212V211H124ZM235 212V211H234ZM13 213V212H12ZM52 214V213H51ZM50 214V215H51ZM61 214V213H60ZM59 214V215H60ZM96 214V213H95ZM123 214V213H122ZM125 214V213H124ZM152 215L154 214V213H151ZM37 215V214H36ZM55 215V214H54ZM34 216V215H33ZM44 216V215H43ZM62 216V215H61ZM102 216V215H101ZM125 217H126V215H124ZM129 216V215H128ZM1 217V216H0ZM37 217H38V215H37ZM52 217V216H51ZM50 217V218H51ZM57 217V216H56ZM64 217V216H63ZM67 217V216H66ZM95 217V216H94ZM169 217V216H168ZM167 217V218H168ZM170 217H172V216H170ZM2 218V217H1ZM9 218L10 217H8V220H9ZM13 218V217H12ZM11 218V219H12ZM21 218V217H20ZM19 218V219H20ZM25 218V217H24ZM23 218V219H24ZM44 218V217H43ZM42 218V219H43ZM61 218V217H60ZM102 218V217H101ZM128 218V217H127ZM127 218H125V219H127ZM14 219V218H13ZM12 219V220H13ZM23 219H22V222H23ZM49 219V218H48ZM53 219V218H52ZM51 219V220H52ZM71 219V218H70ZM170 219V218H169ZM1 220V219H0ZM30 220V219H29ZM40 220V219H39ZM45 220V219H44ZM57 220V219H56ZM55 220V221H56ZM69 220V219H68ZM32 221V220H31ZM45 221H47V220H45ZM53 221V220H52ZM52 221H49V222H52ZM60 221V220H59ZM127 221V220H126ZM168 221V220H167ZM170 221V220H169ZM21 221L19 222V223H22ZM34 222V221H33ZM41 222V221H40ZM43 222V221H42ZM41 222V223H42ZM49 222H48V224H49ZM218 222V221H217ZM4 223V222H3ZM57 223V222H56ZM127 223V222H126ZM158 223H160V222H158ZM162 223H163V221H162ZM166 223V222H165ZM29 224H30V222H29ZM50 224H53L54 225V223H50ZM49 224V225H50ZM62 224V223H61ZM90 224V223H89ZM161 224V223H160ZM220 224V223H219ZM3 225H5V224H3ZM27 225V224H26ZM33 225V224H32ZM35 225V224H34ZM45 224H44V222H43V226H44ZM63 225V224H62ZM159 225V224H158ZM157 225V226H158ZM162 225V224H161ZM160 225V226H161ZM163 225H165V224H163ZM163 225H162V227H163ZM170 225V224H169ZM187 225V224H186ZM222 225V224H221ZM47 226V225H46ZM54 226H56V225H54ZM66 226H67V222H66ZM71 226V225H70ZM93 226V225H92ZM166 226H168L167 225V223H166V225L164 226L165 228H166ZM185 226V225H184ZM190 226V225H189ZM218 226V225H217ZM4 227V226H3ZM3 227H2V230H3ZM22 227V226H21ZM28 227V226H27ZM26 227V228H27ZM33 227V226H32ZM36 227H37V225H36ZM41 227V226H40ZM62 227V226H61ZM83 227V226H82ZM115 227V226H114ZM172 227H174V226H172ZM6 228H7V226H6ZM38 229H39V227H37ZM43 228V227H42ZM56 228V227H55ZM69 228V227H68ZM148 228V227H147ZM158 228V227H157ZM161 228V227H160ZM188 229H189V227H187ZM186 228V229H187ZM221 228V227H220ZM219 228V229H220ZM11 229V228H10ZM13 229V228H12ZM22 230H23V228H21ZM33 229V228H32ZM31 229V230H32ZM63 229H64V227H63ZM71 229V228H70ZM108 229V228H107ZM150 229H152V228H150ZM155 229V228H154ZM169 229V228H168ZM7 230H9V229H7ZM22 230H20L19 229V231H22ZM45 230V229H44ZM62 229H60V231H61ZM73 230V229H72ZM77 230V229H76ZM83 230V229H82ZM86 230H87V232L85 231V234L86 235H88V236H90V237H92L93 239H95L96 240V242H95V245L96 246H99V245H105L108 241H109V239H110V236H109V233H107V232H104L102 229H100L99 227H92V228H86ZM147 230V229H146ZM157 230V229H156ZM159 230V229H158ZM161 230V229H160ZM173 230L174 229H169V231L166 229L164 232V234H166L167 232H168V234L166 235V236H164V238L162 239L163 241V243L164 244H166V245H170L171 243H172V241H171V237H172V235H174V234H172L171 235V232H173ZM13 231V230H12ZM16 231H17V229H16ZM15 231V233H18L19 231H17L16 232ZM26 231H29L28 229L26 230ZM35 231V230H34ZM39 231V230H38ZM64 231H67L66 229L64 230ZM70 231V230H69ZM113 231V230H112ZM148 231V230H147ZM152 231V230H151ZM155 231V230H154ZM186 231V230H185ZM189 231H191V230H189ZM7 232V231H6ZM24 232V231H23ZM45 232H46V234H45ZM44 232V234L46 235V240H45V242L43 241V239H42V241L40 240V238H39V242L37 241V243L36 242H33V243H36V244H34L33 245V249H32V251H33V253H34V255L36 256V257H38L37 258V260H41L42 261V263H44V264H55V261L52 259V256L49 254V250H52V249H54V247L56 248V246H58V242H60V240L59 239H56V238H58V237H56V238H54V234H53V229H52V225H51V227L50 226H48V227H46V231ZM62 232V231H61ZM71 232V231H70ZM78 232H81V231H78ZM109 232H111V231H109ZM162 232V231H161ZM160 232V233H161ZM237 232H239V231H237ZM14 233V234H15ZM21 233V232H20ZM33 233V232H32ZM54 233H56V232H54ZM73 234H74V232H72ZM71 233V234H72ZM113 233L115 234V232L113 231ZM150 233V232H149ZM191 233V232H190ZM38 234V233H37ZM41 235H42V233H40ZM58 234V233H57ZM76 234H78V233H76ZM75 234V235H76ZM80 234V233H79ZM154 234V233H153ZM152 234V238H153V235ZM158 234V233H157ZM21 236H23L22 234H20ZM26 235V234H25ZM64 235V234H63ZM66 235H68V234H66ZM147 236H149L148 234H146ZM163 235V234H162ZM19 235H17V237H18ZM28 236V235H27ZM26 236V237H27ZM34 236V235H33ZM56 236V235H55ZM70 236H72V235H70ZM159 236V235H158ZM20 237V236H19ZM32 237V236H31ZM41 237V236H40ZM68 238H70L69 237V235L67 236ZM66 237V238H67ZM155 237H157V235L155 236ZM174 237V236H173ZM236 237H238V236H236ZM6 237V235L5 236H3V242H2V244H0V252H5V250L6 249H8L7 250V252L9 251V253L8 254H11V257L10 258H12L9 262L8 261H5L6 259H5V257L0 253V264H23V259L21 260L20 258V253L22 254L23 252H25V251H22V246H21V243L22 242H19V241H21V240H18V239H16L15 240V238H16V234H15V237H13V238H7ZM27 238H29V236L27 237ZM26 238V239H27ZM42 238V237H41ZM63 238V240H64V237H62ZM65 238V239H66ZM125 238H126V236H125ZM151 238V237H150ZM149 238V239H150ZM218 238V237H217ZM216 238V240H218ZM45 239V238H44ZM72 239L73 238H71V241H72ZM148 239V238H147ZM237 239V238H236ZM22 240H24V239H22ZM38 240V239H37ZM75 240H78L77 239V237H76V239ZM124 240V239H123ZM122 240V241H123ZM128 239H126V241H127ZM155 240V239H154ZM158 240V239H157ZM150 241H152L153 242V239H151V240H149L148 242H150ZM219 241V240H218ZM27 242V241H26ZM61 242H63L62 241V239H61ZM68 242V241H67ZM86 242V241H85ZM128 242V241H127ZM147 242V243H148ZM160 242V241H159ZM171 242V243H170ZM174 242V241H173ZM30 243V242H29ZM70 243V242H69ZM74 243H77V241L76 242H74ZM90 243H91V241H90ZM109 243H110V241H109ZM155 243V242H154ZM222 243V242H221ZM71 244V243H70ZM69 244V245H70ZM108 244V243H107ZM146 244V243H145ZM159 244V243H158ZM217 244V246L220 244H218V242L216 243ZM60 245H62V244H60ZM66 245V244H65ZM68 245V244H67ZM75 245V244H74ZM112 245V244H111ZM150 245V244H149ZM152 245H154V244H152ZM231 245V244H230ZM107 246V245H106ZM145 246V245H144ZM232 246V245H231ZM237 246V245H236ZM9 247V248H8ZM59 247V246H58ZM69 247H71V245L69 246ZM77 247V246H76ZM109 247V246H108ZM220 247H222L221 245H220ZM219 247V248H220ZM234 247H235V245H234ZM61 248V247H60ZM90 248V247H89ZM101 248H103V247H101ZM167 248V247H166ZM216 248V247H215ZM10 249H11V251H10ZM85 249V248H84ZM106 249V248H105ZM111 249V248H110ZM221 249V248H220ZM223 249V248H222ZM24 250V249H23ZM57 250V249H56ZM73 250V249H72ZM101 250V249H100ZM112 250V249H111ZM27 251V250H26ZM53 251V250H52ZM88 251V250H87ZM216 251H217V248H216ZM221 251H223V250H221ZM54 252V251H53ZM74 252V251H73ZM100 252V251H99ZM107 252V251H106ZM218 252V251H217ZM26 253V252H25ZM50 253H51V251H50ZM56 253V252H55ZM218 253H222V252H218ZM53 254V253H52ZM57 254V253H56ZM85 254V253H84ZM166 254V253H165ZM217 254V253H216ZM72 255H73V253H72ZM78 255V254H77ZM103 255V254H102ZM169 255V254H168ZM220 255H222V254H220ZM2 256L4 257V259L2 258ZM22 256V255H21ZM58 255H56V257H57ZM101 256V255H100ZM164 256V255H163ZM163 256H161V257H163ZM166 256H167V254H166ZM72 257V256H71ZM90 257V256H89ZM111 257V256H110ZM168 257V256H167ZM170 257H171V255H170ZM205 257V256H204ZM219 257V256H218ZM217 257V258H218ZM221 257V256H220ZM9 258V257H8ZM59 258V257H58ZM67 258V257H66ZM80 258H82V257H80ZM108 258V257H107ZM106 258V259H107ZM172 258V257H171ZM26 259V258H25ZM97 259H98V257H97ZM110 259V258H109ZM162 259V258H161ZM164 259H166V257L164 258ZM163 259V261H165ZM169 259V258H168ZM173 259V258H172ZM220 259V258H219ZM218 259V260H219ZM34 260V259H33ZM72 260V259H71ZM82 260V259H81ZM84 260V259H83ZM89 260H90V258H89ZM170 260V259H169ZM205 260V259H204ZM58 261V260H57ZM74 261V260H73ZM78 262H79V260H77ZM59 262V261H58ZM96 262V261H95ZM30 263V262H29ZM60 263H62V262H60ZM81 263V262H80ZM84 263V262H83ZM88 263H89V261H88ZM87 263V264H88ZM166 264H167V262H165ZM169 263V262H168ZM31 264V263H30ZM74 264V263H73ZM91 264V263H90ZM105 264H106V262H105ZM162 264V263H161ZM171 264V263H170Z\"/></svg>", "mask_w": 264, "mask_h": 264}]
</instances>
